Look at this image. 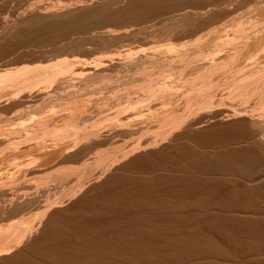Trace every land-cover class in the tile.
<instances>
[{"label": "bare ground", "instance_id": "6f19581e", "mask_svg": "<svg viewBox=\"0 0 264 264\" xmlns=\"http://www.w3.org/2000/svg\"><path fill=\"white\" fill-rule=\"evenodd\" d=\"M13 0H0V16L3 15V10H5L6 8H8V4L10 2H12ZM98 3H95L92 0H87V1H83V2H75L73 4H68L66 6H62V8H58L55 6H52V10L48 9V8H36L35 5H30L28 6L26 9H24L23 12H20L19 14H17V17H15L12 21L5 19L4 22L1 24L0 23V61H7V63H14V64H18L19 61H25V59H29L30 61H35L36 63L34 64H24L26 71L28 70H32L35 67H38V61L41 59H45L47 57V55H50L54 52H58L59 54H64L67 53L68 51L71 52H83L86 53L87 50H84V47L87 45H90V41H93V39H95V41L97 42V46L99 47V49L101 50H106L109 47V44L112 42V39L117 36L118 33V29L117 30H104L103 33H99L100 35L97 34L96 37H91L89 39H82V41L80 40H75V41H69L67 44H60L64 41H68L69 38H71L72 35L75 34H90L92 33V31H94L95 29H99L100 27H103L105 24H122V23H130L131 26L133 25H138V23H142V22H146L149 21V19L151 20V18L156 17L160 14H162V12L164 11H171L176 13L172 18H174L173 23L168 27V29H170L171 31L164 29L168 34H170L173 31H177L181 37H179L180 39H187V38H193L195 36V43L192 40V42H190L189 39H187V43L186 46L184 44H181V48L177 47L178 49H176V46L173 45H164L166 47V49L160 51H155L156 49H154L152 52H155L154 54H147L145 56H140L137 55L136 53L133 54V52H129L127 54H125L124 56H121L120 53L116 52L114 54L108 55L107 56V60L105 57V61H98V59H96L95 61H91V60H79L78 58H76L75 60H73L75 65H80L83 67V69L87 72V75L83 78H81L79 80V82L73 83L74 81L70 79L69 75H61L59 78H53L50 77V72L54 71V70H49V69H54L53 67L47 68V66H44L46 68H39L38 70H32L30 72H28L27 75H23L18 77L17 79H13V80H4V82H0V101L3 98L1 95L3 93H9L8 94V100L6 101V99L4 101H6V104L9 105L10 108H22V107H26L27 110L28 108L32 107H28L29 104L34 103L35 99H44V102L47 101V103H45L46 106L51 108V111L53 112H58L55 109H62V108H66L68 109L70 112L63 113L62 115H60L59 117L52 119L53 123L59 122V121H63L66 123H69L70 121L73 120V117L75 115V113L77 112V110H79L80 108L86 106L90 101H87V99L90 97V95H92V91L90 92L89 90H93L92 88L90 89V87H93L95 84L97 83H101V86L98 84L97 88L95 89V93L93 91V94L95 93L96 97L97 95H99V93L96 90L104 91L107 90L106 87L109 85L107 83L110 82V77L107 75L110 72H119V70L121 69H127V76L125 77V82H123V79H121V81L123 82L120 85V81L117 80V82L115 81V83H117L118 87H124L125 91L127 90L128 92L131 91H139L141 93L145 92L146 94H148V98H154L156 100L159 99H163L165 98V94L164 92L169 91L171 94L172 92H180V90H178L177 88L179 87L176 82L175 84L176 86H171L170 84L168 85V81L172 78H174L175 76L176 78L178 77L179 79L183 78L182 80L184 81V83H181V87L182 84L183 87L185 88H189L184 89L186 90V94L184 93V90H181L183 93H181L183 100L185 101L184 104L182 103V107L184 108H189L188 112L187 109L184 111V108L182 110V112H179V114L176 112L177 115L175 114H166L163 115L162 113H159L156 115V111L155 112H149L150 115H148V120H152V122H157V126L159 124L158 127H160L159 129H157L158 131H155L157 133L154 132V129L156 130V127L154 126V124H150L148 122H146L145 120H143L146 116H132L135 113L139 114V109H136V106L133 104V106H135L136 111L138 112H134V108H133V112L130 116L128 115V113L130 114L131 112H125L128 115V119L126 118L125 121H122L121 118L123 117L121 112L123 111V109H128L129 104L132 105V101L129 102V98L132 96H127V103H129L128 105H125V107H123L122 111L119 112L120 120L117 121V124H115L114 126V130L116 129L117 131H120L124 134V136H127L129 138H131L134 134H140L141 136H138L139 139H135L134 141L137 142L133 145V142L131 144L130 142V147H132V149L130 147H128L127 151L125 150L127 148V145L124 149L125 152H123V149H115L112 152L115 153V151L117 150L118 152L115 153V159L112 158V156H107L110 155V152L104 154L102 152L99 153H95L94 154V159H93V164L95 165V167L93 168V166H90V169H95L96 173H98L97 171L99 169H101V171L99 172L100 174L95 176L94 180H99L102 179L105 175L107 176L108 172H110V170H112V167L116 166L120 164L118 163L119 161L123 162L127 157L132 156L131 154H133L134 152L137 154V151H141V150H146L150 148H154L156 146L159 145V143H166V142H177L179 140H184L186 138L189 137H194L196 136V134L198 132L197 129L201 128V126L207 121H231L234 120L235 122L232 124H230L231 126L228 127V129L230 128V130H232L233 136L231 139V143L230 145L228 144V150L227 151V156L228 154L230 156H233V160H236L234 163V166H226V169H223L224 171L220 174L221 176H228V177H232V178H238L239 180H244L246 182V184H251L253 188H249V190L251 189V192L254 191L255 193H263L264 191V19H260L259 18V8L263 7L264 5V1L263 0H129L127 5L123 8L118 7L117 5L119 3H122V0H97ZM14 2V1H13ZM100 2V3H99ZM245 5V3H247ZM93 5V6H92ZM10 6V5H9ZM54 8V9H53ZM58 8V9H57ZM43 10V11H42ZM189 10H193L195 12H190ZM244 10V13H243ZM170 12V13H171ZM169 13V14H170ZM243 14V15H242ZM13 16H10V18H12ZM173 20V19H172ZM170 20V21H172ZM1 21V20H0ZM150 22V21H149ZM143 24V23H142ZM103 25V26H102ZM141 25V24H140ZM172 25L174 27H172ZM99 27V28H98ZM115 27V26H114ZM117 27V26H116ZM120 28V27H118ZM124 28V27H122ZM129 28V27H128ZM166 28V27H164ZM173 28V29H172ZM121 29V28H120ZM119 29V30H120ZM128 29H125L123 31H121L122 33H125V35L129 32H127ZM131 30V29H129ZM142 30V29H141ZM203 30V31H202ZM138 32V31H136ZM144 32V31H142ZM146 32V31H145ZM144 32V33H145ZM203 32V34H202ZM129 34V33H128ZM131 34V33H130ZM134 34V33H133ZM138 34V33H137ZM172 34L174 38H177V34L175 32L174 36V32L171 33L169 35V37L172 38ZM200 34V37L199 35ZM202 34V36H201ZM135 35V34H134ZM146 35V34H145ZM166 35V33H165ZM133 36V35H132ZM143 36V35H142ZM155 36V35H153ZM162 36V35H161ZM164 36V35H163ZM167 36V35H166ZM128 37V36H127ZM165 37V36H164ZM163 37V38H164ZM169 37H167V39H170ZM121 38V37H120ZM139 38V37H138ZM142 38V37H141ZM159 38V37H158ZM161 38V37H160ZM166 38V37H165ZM134 39V37H133ZM145 39V38H144ZM143 39V40H144ZM180 39H177L179 42ZM142 40V41H143ZM176 40V39H175ZM109 41V42H108ZM111 41V42H110ZM140 41V42H142ZM168 41V40H167ZM166 41V42H167ZM182 41V39H181ZM94 42V41H93ZM169 42V41H168ZM175 42V41H174ZM184 42V41H182ZM181 42V43H182ZM186 42V40H185ZM190 42V43H189ZM165 42H163L164 44ZM180 43V42H179ZM193 43V44H191ZM60 44V45H58ZM173 44V42L171 43ZM187 44H188V48H187ZM191 44V45H190ZM183 45V47H182ZM194 46L193 50L192 47L190 46ZM51 46H55V49H53V51L51 50H45V48L47 47H51ZM203 46V49L200 48ZM189 47L191 49H189ZM53 48V47H52ZM196 48V49H195ZM30 51H28V50ZM160 49V50H161ZM195 49V50H194ZM57 50V51H56ZM22 51V52H21ZM90 51V50H89ZM88 51V52H89ZM70 52V54H71ZM160 52V53H158ZM164 52V53H162ZM162 53V57L165 56L164 54L166 53L167 55L165 57H170L173 58V61L170 59V61L165 60L166 58H162L159 54ZM79 54V53H78ZM81 54V53H80ZM90 54V53H89ZM74 57H78L75 56L73 54H71ZM142 55V53H141ZM80 57V56H79ZM175 58V60H174ZM179 59V60H177ZM37 60V61H36ZM100 60V58H99ZM171 61L175 64L177 61L181 64L180 66H173L172 64H169V62L171 63ZM28 62V61H27ZM177 62V63H178ZM178 63V64H179ZM22 64V63H21ZM69 65V62H64L59 64V69L62 70L64 69V67H67ZM22 66V65H21ZM192 67V69H191ZM188 68V69H187ZM48 69V70H47ZM190 70L189 73H185L184 71ZM185 71V72H186ZM128 72H130V76L131 75H135L136 77H133L130 79V76L128 78ZM188 72V71H187ZM183 75H185V77H183ZM182 76V77H181ZM187 76L188 79H187ZM129 79V80H127ZM221 80L220 82H222V85L219 87V84H217V80ZM127 80V81H126ZM166 80L168 83L166 84ZM163 85L160 86L159 84ZM120 82V83H119ZM172 82V80H171ZM178 82V81H177ZM219 82V81H218ZM165 83V84H164ZM179 83V82H178ZM107 86L105 88H102V85H106ZM100 86V87H99ZM116 87V86H114ZM118 87H116L118 89ZM120 87V89H121ZM180 87V88H181ZM96 88V87H95ZM100 88V89H99ZM115 88V90H116ZM173 88L176 89V91H172L174 90ZM104 89V90H103ZM124 89H122V91H124ZM112 90H114L112 88ZM114 90V91H115ZM167 90V91H166ZM8 91V92H7ZM87 91L91 93L89 95H87L85 92ZM118 91V90H117ZM121 91V90H120ZM126 91V92H127ZM226 92L225 96L226 97H222L220 98V94H219V98L224 100L227 102L226 99L229 98L228 103H224V101L222 102V100L216 101L217 99V93L219 92ZM134 92V93H135ZM168 92V93H169ZM53 93V95H52ZM179 93V95H180ZM195 95V96H193ZM101 94H103V92H101ZM132 94V93H130ZM138 94V93H136ZM145 94V96H146ZM178 94V93H176ZM185 94V95H183ZM188 94L187 97H185ZM190 94V96H189ZM133 95V94H132ZM170 95V94H169ZM168 95V96H169ZM192 95V96H191ZM228 95V97H227ZM144 96V95H143ZM167 96V95H166ZM88 97V98H86ZM159 97V99H158ZM189 97V98H188ZM83 98H85L86 100H82ZM168 98V97H167ZM176 97H173L172 94V98H168L169 100L172 101V99H174L175 101ZM188 98V99H186ZM216 98V99H215ZM91 99H96L93 96H91ZM131 100H133V98H130ZM153 101H156L154 100ZM168 99H164L163 102L162 100H160L164 103L168 100ZM89 100V99H88ZM147 100V98H146ZM166 100V101H165ZM168 100V101H169ZM167 101V102H168ZM172 101V102H174ZM160 102V104H162ZM166 102V103H167ZM171 102V104H172ZM157 103V102H155ZM154 103V104H155ZM224 103V104H223ZM119 104V103H118ZM170 104V105H171ZM43 105V104H42ZM44 105V107H45ZM122 105V103L120 104V106ZM137 105V104H136ZM148 105V104H147ZM152 105V104H151ZM167 104H165V109L168 107L166 106ZM169 105V103H168ZM169 105V106H170ZM177 105V104H176ZM175 105V107H176ZM123 106V105H122ZM121 106V108H122ZM131 106V107H133ZM160 106V105H158ZM226 106V107H225ZM1 107V106H0ZM34 107V106H33ZM42 107V106H41ZM46 107V108H48ZM118 107V106H117ZM116 107V108H117ZM144 107V106H142ZM147 107V106H146ZM150 107V105H149ZM37 109V107H35ZM49 108V111H50ZM120 108V107H118ZM117 108V109H118ZM120 108V109H121ZM153 109L154 107H150V109ZM158 108V107H157ZM156 108V110H157ZM33 110V108H30ZM29 109V110H30ZM119 109V110H120ZM130 109V107H129ZM141 109V107H140ZM166 109V110H167ZM23 110V109H21ZM26 110V109H25ZM45 110V109H44ZM147 110V108H146ZM147 110V111H149ZM155 110V108H154ZM165 110V111H166ZM38 111V109H37ZM36 111V112H37ZM43 111V110H42ZM152 111V110H151ZM24 112V111H23ZM39 112V111H38ZM52 112V113H53ZM118 114V111H116ZM124 112V111H123ZM122 112V113H123ZM141 113L144 112L143 110L140 111ZM186 112V113H185ZM26 113V112H25ZM68 113V115H67ZM154 113V114H152ZM20 114V113H19ZM27 114V113H26ZM30 114V113H29ZM40 114V113H39ZM43 114V113H42ZM48 114V113H47ZM47 114L45 113L44 117H41L42 119L37 123H35L34 121L36 120H32V122H34L33 126H29L30 125V121L27 123L28 125L24 124L23 122L19 124L18 128H15V126L13 128H8V129H3V133H1L0 135V165L1 167L5 164L6 165L9 164L10 169H7L5 171H7V173L4 174L0 173V218H2L3 214L9 213V214H13V215H19V218L16 220H10L9 222V226L7 228H3L0 227V264H4V263H8L11 260H14L18 257V255L20 256L21 253H17L18 251H16L19 247L21 248L23 246V244L27 241H29L28 239L33 237V231H34V223H37L38 221L35 220H39L40 223L39 225H42V223H44L43 221H47L49 222L48 218H51V220L54 218L55 213H52L51 211L55 208L60 207L61 201L59 202V199H55L53 200L51 197V199H44L45 202H43L45 204V206L43 207L44 210H42L41 212V207L39 209H37L36 211L38 213H36V211L34 212L35 214L30 215L28 217V219L30 217H32V219H34V223L33 224H29L26 226L25 222H20L18 221L21 216L23 215L25 212H27L26 210L32 206V204H36L37 202L41 201V199L38 201L36 199H34L35 195L39 194L36 193L38 190H36V194H34V196L28 197L30 195V192L28 190V198L27 197L24 199L22 195H15V194H11V190L15 192H17L19 189L17 187H19V185L22 182H19L20 184H16L19 180L22 179V177L26 174V172H28L31 169H34L36 167H39L41 164L45 163V162H49L52 160H55L57 158H60V160L62 162H64V164L68 161H72L75 159H81L82 157H85L88 153H90L91 151H95L97 148H99L100 146H102V144L106 141H109L111 139L112 136H114L113 134L111 135L110 132L109 135L106 133V135H102L100 132H98L96 129L91 128L89 131H78L75 128H71V129H66L64 131H59V128H53V129H46L45 127H48L50 125H52L51 122H48V120H43V119H48ZM65 114V115H64ZM113 114V113H112ZM111 114V115H112ZM115 114L114 116H117V118H113L114 121L119 119L118 115ZM148 114V112L146 113ZM145 114V115H146ZM22 115V113H21ZM28 115V114H27ZM36 115V114H35ZM125 115V116H127ZM179 115V116H178ZM34 116V115H33ZM40 116V115H39ZM27 117V116H26ZM130 117V118H129ZM141 117V118H140ZM25 118V117H24ZM23 118V119H24ZM62 120H61V119ZM145 121L144 124L148 123L149 125L148 128L150 129V133L149 129L146 128L147 126H145V128L142 126V122L139 120ZM106 119V118H105ZM112 119V120H113ZM7 120V119H6ZM15 120V119H13ZM102 120V118H101ZM98 119V121H101ZM104 120V118H103ZM102 120V121H103ZM107 120V119H106ZM124 120V119H123ZM147 120V121H148ZM5 121V120H4ZM8 121V120H7ZM10 121V120H9ZM20 121V120H19ZM97 121V122H98ZM119 121H121L122 123H120ZM12 122V121H11ZM17 122V121H16ZM31 122V123H32ZM104 123H108V121L106 122L105 120L103 121ZM101 122V124L103 123ZM116 122V121H115ZM211 122V123H212ZM220 122V123H221ZM226 122V123H227ZM3 123V122H2ZM100 124V122H98ZM97 123V124H98ZM120 123V124H118ZM96 125L94 128L99 126ZM143 124V125H144ZM214 124V123H213ZM217 124V123H216ZM219 124V123H218ZM224 124V123H223ZM8 125V124H7ZM103 125V124H102ZM105 125V124H104ZM9 126V125H8ZM17 126V125H16ZM151 126H154L153 128ZM204 126V125H203ZM93 127V126H91ZM103 127V126H102ZM100 127V129L102 128ZM157 127V128H158ZM216 127V126H215ZM45 128V129H44ZM108 128V127H107ZM106 128V129H107ZM110 128V127H109ZM197 128V129H195ZM213 128V127H212ZM153 129V131L151 130ZM224 129V128H223ZM2 130V129H1ZM113 130V129H112ZM196 130V131H195ZM205 130V129H204ZM209 130V129H208ZM103 131H107V130H103ZM215 131V130H214ZM1 132V131H0ZM108 132V131H107ZM154 132V133H153ZM200 132V131H199ZM204 132V131H203ZM206 133L208 132L207 130L205 131ZM203 134H206V133ZM210 132V131H209ZM208 132V133H209ZM230 132V131H229ZM100 133V134H99ZM104 133V132H103ZM153 135H152V134ZM207 133V134H208ZM151 134V136H149ZM220 134V133H219ZM227 134V133H226ZM231 134V133H230ZM108 135V136H107ZM131 135V136H130ZM145 135V136H144ZM198 135V134H197ZM119 136V135H118ZM123 136V135H122ZM120 136V137H122ZM123 136V138H124ZM135 136V135H134ZM201 136V134H200ZM226 136V135H225ZM45 137H48V141L45 139ZM109 137V138H108ZM116 137V136H115ZM107 138L109 140H107ZM113 138V137H112ZM117 138V137H116ZM137 138V137H136ZM197 138V137H196ZM199 138V137H198ZM213 138V137H212ZM114 139V138H113ZM194 140V139H193ZM196 140V139H195ZM198 140V139H197ZM196 140V141H197ZM230 140V139H229ZM132 141V139H131ZM221 141V140H220ZM50 142V144L48 143ZM57 142V143H56ZM202 142V141H201ZM213 142V141H212ZM218 142V141H216ZM204 143V142H203ZM206 143V142H205ZM129 144V143H128ZM179 144V143H177ZM189 144V143H188ZM181 145V144H180ZM222 145V144H220ZM184 146V145H183ZM210 146V145H209ZM212 146V145H211ZM215 146V145H214ZM55 147V148H54ZM213 147V146H212ZM124 148V147H123ZM184 148V147H182ZM225 148V147H224ZM188 149V148H187ZM121 151V154H120ZM127 151V152H126ZM148 151V150H147ZM165 151V150H164ZM182 151V150H181ZM191 151V150H190ZM194 151V150H193ZM224 151V150H223ZM226 151L224 152L225 156H226ZM123 152V154H122ZM143 152V151H142ZM166 152V151H165ZM179 152V151H178ZM186 152V151H185ZM146 153V152H145ZM160 153V152H159ZM180 153V152H179ZM192 153V152H191ZM196 153V152H195ZM223 153V152H222ZM34 154L37 155L34 156ZM92 154V153H91ZM90 154V155H91ZM121 156H119V155ZM147 154V153H146ZM152 154V153H151ZM160 154H164V153H160ZM187 154V152H186ZM150 155V154H149ZM148 155V156H149ZM154 155V154H153ZM189 155V154H188ZM192 155V154H191ZM220 155V154H219ZM88 156V155H87ZM120 157L118 158V160L116 159V157ZM147 156V155H146ZM186 156V155H185ZM212 156V155H210ZM217 156V155H216ZM221 156V155H220ZM29 157H33V159L31 161H26V158L28 159ZM140 157V156H139ZM29 158V160L31 159ZM93 158V157H92ZM190 158V157H189ZM213 158V157H212ZM226 158V157H223ZM222 158V160H223ZM229 158V157H228ZM138 159V158H137ZM140 159V158H139ZM149 159V158H148ZM171 159V158H170ZM182 159V158H181ZM208 159V158H207ZM216 159V158H215ZM227 159V158H226ZM92 160V159H91ZM186 160V159H185ZM194 160V159H192ZM219 160V159H217ZM229 160V159H228ZM231 160V159H230ZM232 160V161H233ZM126 161V160H125ZM145 161V160H144ZM175 161V160H174ZM184 161V160H183ZM195 161V160H194ZM59 162V161H58ZM61 162V163H62ZM142 162V161H141ZM146 162V161H145ZM165 162V161H164ZM186 162V161H185ZM185 162H182L185 164ZM224 162V161H223ZM229 162V161H228ZM227 162V163H228ZM70 163V162H69ZM167 163V162H166ZM177 163V162H176ZM216 163V162H215ZM231 163V162H230ZM3 164V165H2ZM57 164V163H56ZM54 164V165H56ZM59 164V163H58ZM92 164V165H93ZM127 164V163H125ZM133 164V163H131ZM173 164V163H172ZM202 164V163H201ZM200 164V165H201ZM91 165V164H89ZM134 165V164H133ZM182 165V164H181ZM193 165V164H192ZM225 165V164H224ZM228 165V164H227ZM60 166V164H59ZM86 166L88 167V164H86ZM85 166L84 169H81V171L79 172L78 170H70L71 173H67L66 174H62L64 172H60L57 174L55 173L54 178L51 180L53 182H56V184L61 183L64 185V183L66 181L69 180V177H73L75 174H77V181L78 184H76L75 188H78L79 190H77V193H81L82 191L85 190V187L88 183H89V178L87 176L84 175L85 169L87 168ZM100 166V167H99ZM130 167V163L129 165H127V167ZM153 166V165H152ZM156 166V165H155ZM168 165H166L165 167H167ZM174 166V164H173ZM185 166V165H184ZM191 166V165H189ZM209 166V165H208ZM217 166V165H216ZM55 169L56 166H54ZM62 167V165H61ZM102 167V168H101ZM126 167V168H127ZM132 167V166H131ZM130 167V168H131ZM177 167V166H176ZM206 167V166H205ZM211 167V166H209ZM3 168V167H2ZM1 168V169H2ZM49 168V167H48ZM112 168V169H111ZM120 168V167H119ZM155 169V167H152ZM161 169V166L158 167V169ZM168 168V167H167ZM166 168V169H167ZM185 168V167H183ZM187 168V167H186ZM185 168V169H186ZM202 168V167H201ZM216 168V167H215ZM221 166L219 167V170ZM61 169V168H58ZM129 169V168H128ZM151 169V168H150ZM157 169V167H156ZM172 169V168H171ZM178 169V167H177ZM184 169V170H185ZM211 169V168H209ZM43 170V169H42ZM50 170V169H49ZM114 170V169H113ZM164 170V169H163ZM174 170V169H173ZM182 170V169H181ZM182 170V171H184ZM199 170V169H198ZM201 170V169H200ZM213 170V169H211ZM36 171V170H33ZM40 171V170H39ZM46 171V170H45ZM51 172L53 170H50ZM58 171V170H56ZM125 171V170H124ZM152 172H154L153 170H151ZM162 171V170H161ZM202 171V170H201ZM44 172V171H43ZM75 174H73V173ZM128 172V171H127ZM157 172V171H156ZM155 172V173H156ZM180 172V171H179ZM177 172V173H179ZM204 172V171H203ZM218 172V170H217ZM221 172V171H219ZM33 173V172H32ZM31 173V174H32ZM122 173V172H121ZM183 173V172H182ZM208 173V172H207ZM35 174V173H34ZM32 174V175H34ZM40 174V172L38 173V175ZM46 173H44L45 175ZM124 174V173H123ZM146 174V173H144ZM185 174H187V171H185ZM203 174V173H202ZM214 174H216L214 172ZM30 175V174H29ZM41 175V174H40ZM149 175V174H148ZM37 176V175H35ZM47 176V175H46ZM69 176V177H68ZM93 176V175H92ZM144 176V175H143ZM142 176V177H143ZM185 176V175H183ZM206 176V175H205ZM208 176H210L208 174ZM28 177V176H27ZM34 177V176H33ZM53 177V176H52ZM68 177V178H67ZM79 177V180H78ZM113 177V176H112ZM124 177H127L126 175ZM180 177V176H179ZM211 177V176H210ZM213 177V176H212ZM211 178H207L206 179H212ZM217 177V176H216ZM215 177V178H216ZM25 181L26 180V176L24 177ZM37 178H43V177H37ZM67 178V180H66ZM134 178V177H133ZM137 178V177H136ZM145 178V177H143ZM152 178V176H151ZM155 178V177H153ZM167 178V177H166ZM174 178V177H173ZM176 178H178L176 176ZM190 178V177H189ZM219 178V177H218ZM227 178V177H226ZM36 179V178H33ZM32 179V180H33ZM39 179V183L42 182ZM45 179V178H44ZM104 179V178H103ZM112 178H110L111 181ZM128 179V178H127ZM126 179V180H127ZM135 179V178H134ZM133 179V180H134ZM139 179V178H138ZM163 177L161 178L162 182ZM187 179V178H186ZM185 179V180H186ZM30 180V179H29ZM43 180V179H41ZM49 180V179H48ZM65 182L63 183L62 181ZM92 180V179H91ZM92 180V181H94ZM108 180V179H107ZM137 180V179H136ZM150 180V178H149ZM154 180V179H153ZM169 180V179H167ZM166 180V181H167ZM177 180V179H176ZM193 180V179H192ZM217 180V179H216ZM220 180V179H218ZM231 180V178H230ZM233 180V179H232ZM231 180V181H232ZM235 180V179H234ZM23 181V184L24 182ZM34 181V180H33ZM32 181V183H33ZM36 181V180H35ZM34 183L36 184L37 182ZM38 181V179H37ZM51 181V182H52ZM91 181V182H92ZM109 181V180H108ZM108 181L106 182L107 184H104L105 186L108 185ZM123 181V180H122ZM135 181V180H134ZM143 181V179H142ZM147 181V180H146ZM151 181V180H150ZM171 181V179H170ZM169 181V182H170ZM183 181V179H182ZM198 181V180H197ZM206 181V180H205ZM29 182V181H28ZM48 182V181H47ZM137 181L134 182V184ZM155 182V181H154ZM153 182V183H154ZM157 182V181H156ZM159 182V181H158ZM157 182V183H158ZM165 182V179H164ZM163 182V183H164ZM185 182H188L185 181ZM201 182V181H200ZM204 182V180H203ZM208 181H206L207 183ZM210 182V181H209ZM208 182V183H209ZM214 182V181H213ZM26 183V182H25ZM31 183V182H30ZM46 183V182H45ZM50 183V182H49ZM128 183V180H127ZM125 182V184H127ZM133 183V182H132ZM139 183V181L137 182ZM173 183V182H172ZM175 183V182H174ZM202 183V182H201ZM226 183V182H225ZM234 183V182H233ZM241 183V182H239ZM244 182H242V186H244V188H246V185H243ZM12 184H15L18 190L16 191L15 188H13ZM22 184V185H23ZM29 184V183H28ZM27 184V185H28ZM34 184V185H35ZM38 184V183H37ZM43 184V183H42ZM42 184L39 186V190L40 187L42 186ZM111 185V183H109ZM124 184V183H123ZM141 184V182H140ZM145 184H148L147 182ZM194 184V183H193ZM212 184V183H211ZM214 184V183H213ZM216 184H220L216 183ZM227 184V183H226ZM225 184V186H226ZM249 184V185H250ZM21 185L20 188H22L23 186ZM26 185V184H25ZM26 185V186H27ZM32 185V184H31ZM52 185V184H51ZM50 185V186H51ZM103 185V187H105ZM109 185V186H110ZM144 185V182H143ZM160 185V184H158ZM165 185V184H164ZM196 185V183H195ZM203 186V184H201ZM210 185V184H209ZM215 185V184H214ZM228 185V184H227ZM238 185V184H236ZM12 186V187H11ZM30 186V185H29ZM28 186V187H29ZM36 186V185H35ZM34 186V187H35ZM37 186V187H38ZM45 186V185H43ZM55 187V185H53ZM59 186V185H58ZM134 186V185H133ZM145 186V185H144ZM161 186V185H160ZM159 186V187H160ZM166 186V185H165ZM173 186V184H172ZM182 186V185H181ZM211 186V185H210ZM217 186V185H216ZM221 186V185H219ZM223 186V185H222ZM223 186V187H225ZM229 186V185H228ZM234 186V185H233ZM232 186V187H233ZM239 186V185H238ZM8 189H5V188ZM48 187V186H47ZM142 187V185H141ZM149 188H151V186H148ZM156 187V184H155ZM179 187V185H178ZM204 187V186H203ZM214 187V186H213ZM249 187V186H248ZM247 187V188H248ZM11 188V190L9 189ZM25 188V186L23 187ZM30 188V187H29ZM33 188V187H32ZM51 188V187H50ZM49 188V189H50ZM53 188V187H52ZM60 188V186L58 187ZM73 190H68L70 192H66L61 194L62 191H60V194L58 196V198H66V196L68 197L67 200H72L75 197H77L75 194L74 189ZM108 188V187H107ZM129 188V187H128ZM146 188V187H145ZM162 188V187H161ZM164 188V187H163ZM162 188V189H163ZM172 188V187H171ZM187 188L188 185H187ZM202 188V187H201ZM205 188V187H204ZM212 188V186H211ZM236 188V187H235ZM239 188H241L239 186ZM237 187V189H239ZM243 188V187H242ZM28 189V188H27ZM37 189V188H36ZM144 189V188H143ZM148 189V188H147ZM153 189V188H152ZM183 189V188H182ZM184 189L186 190V188L184 187ZM183 189V190H184ZM193 189V188H192ZM218 189V188H217ZM5 190H10L11 195L7 194L5 192ZM25 190V189H24ZM22 190V191H24ZM46 190V189H44ZM48 190V189H47ZM46 190V191H47ZM55 190V188H54ZM52 190V192L54 191ZM101 190V189H100ZM99 190V191H100ZM130 190V188H129ZM135 190V189H134ZM139 190V189H137ZM184 190V191H185ZM195 190V189H194ZM197 190V189H196ZM202 190V189H201ZM200 190V191H201ZM213 189H211L212 191ZM235 189H233L234 191ZM240 190V189H239ZM242 190V189H241ZM245 190V189H244ZM244 190L240 191L241 193H244ZM21 191V192H22ZM27 191V190H26ZM34 191V190H33ZM74 191V193H73ZM95 191V190H94ZM104 191V190H103ZM112 191V190H111ZM110 191V194H111ZM148 191V190H147ZM158 191V190H157ZM160 191V189H159ZM181 191V189H180ZM191 191V190H190ZM221 191V189H220ZM223 191V190H222ZM227 191V190H226ZM228 191H232V190H228ZM238 191V190H237ZM247 191V190H246ZM245 191V192H246ZM257 191V192H256ZM259 191V192H258ZM262 191V192H261ZM64 192V191H63ZM125 192V191H124ZM132 192V190H131ZM141 192V190L139 191ZM150 192V191H149ZM168 192V191H167ZM167 192L165 191V195L167 194ZM186 192H188L186 190ZM193 193V191H191ZM198 192V191H197ZM204 192V191H203ZM208 192V191H207ZM250 191H248L249 193ZM18 193V192H17ZM43 193V192H42ZM128 193V192H127ZM164 193V192H162ZM161 193V194H162ZM209 193L210 190H209ZM219 193V192H218ZM234 192H231V194ZM248 193H246V195H249ZM26 194V192H25ZM41 194V193H40ZM45 194V193H44ZM47 194V192H46ZM101 194V192H100ZM99 194V195H100ZM114 194V192H113ZM121 194V192H120ZM119 194V196H120ZM136 194V193H135ZM206 195H208L207 193H205ZM214 194V193H213ZM237 193H234V196L232 195L233 200H237V196H235ZM253 193H251V197ZM253 194V195H254ZM261 194H259V196L261 197ZM51 195V194H50ZM103 195V194H102ZM105 195V193H104ZM107 195V194H106ZM127 195V194H126ZM141 195V193H140ZM149 195V194H148ZM189 195V194H188ZM192 195V194H191ZM210 195V194H209ZM223 195V194H222ZM243 195V196H244ZM245 195V196H246ZM263 195V194H262ZM40 195H38L39 198ZM44 196V195H43ZM42 196V197H43ZM64 196V197H63ZM79 196V195H78ZM115 196V195H114ZM155 196V194H154ZM163 196V195H162ZM161 196V197H162ZM187 196V195H186ZM227 196V195H226ZM240 196V195H239ZM238 196V197H239ZM256 196V195H255ZM8 197L10 199H8ZM74 197V198H73ZM82 197V196H81ZM102 196H100L101 198ZM126 197V196H124ZM133 197V196H132ZM143 197V196H142ZM146 197V196H145ZM151 197V195H150ZM172 197V196H171ZM192 197V196H191ZM205 197V196H204ZM209 197V196H208ZM211 197V196H210ZM242 196H240L241 198ZM37 198V197H36ZM70 198V199H69ZM96 198V197H95ZM98 198V197H97ZM103 198V197H102ZM109 199H111L110 197H108ZM119 198V197H118ZM129 198V197H128ZM167 198H170V196H168ZM203 198V195L202 197ZM222 198V196H221ZM237 198V199H236ZM239 198V199H240ZM248 198V197H247ZM256 198V197H255ZM262 198V197H261ZM32 199V200H31ZM85 199V197H84ZM106 199V198H105ZM114 199V198H113ZM123 199V198H122ZM131 199V198H130ZM135 199V198H134ZM224 200H226L225 198H223ZM243 199V198H242ZM241 199V200H242ZM246 199V198H245ZM259 198H257L258 200ZM35 200L37 201L36 203ZM62 200V199H61ZM80 200H83L80 199ZM107 200V199H106ZM115 200V199H114ZM127 200V198H126ZM151 200V198L149 199ZM162 200V199H160ZM159 200V201H160ZM171 200V199H170ZM173 200V199H172ZM176 200V199H174ZM191 200V199H190ZM189 200V201H190ZM199 200V199H198ZM208 200V199H207ZM206 200V201H207ZM229 200V198L227 199ZM227 200L226 202H222L223 204L226 203L227 206ZM249 200V199H248ZM256 201H252V202H257ZM261 200V199H260ZM263 200V199H262ZM84 201V200H83ZM81 201V202H83ZM93 201V200H92ZM105 201V200H104ZM130 201V200H128ZM133 201V200H132ZM131 201V202H132ZM165 201V200H164ZM163 201V202H164ZM169 201V200H167ZM178 201V200H177ZM188 201V202H189ZM195 201V200H194ZM222 201V200H221ZM232 201V199L230 200ZM229 201V203H231ZM79 202V201H78ZM85 202V201H84ZM89 202V201H88ZM116 202V201H115ZM114 202V203H115ZM162 202V204H163ZM186 202V201H185ZM193 202V201H192ZM202 202V201H201ZM234 202V201H233ZM238 202V200H237ZM247 202V201H246ZM244 201V205L246 203ZM249 202V201H248ZM244 206L243 203L241 204V202H238L240 204L239 207H241L242 205L247 209L244 212L248 213L249 215H251L252 213H256L257 208H254V203H250L251 205V210L252 211H248V209H250L249 205ZM261 202V201H260ZM43 203L41 204V206L43 205ZM95 203V202H94ZM110 203V202H109ZM118 203V202H116ZM122 203V202H121ZM129 203V202H128ZM136 203V201H135ZM166 203V201H165ZM178 203V202H177ZM180 203V202H179ZM194 203V202H193ZM217 203V202H215ZM221 203V202H220ZM61 204V205H60ZM80 204V203H77ZM124 204V203H123ZM143 203H141L140 205H142ZM150 204V203H148ZM199 204V203H198ZM202 204V203H201ZM219 204V203H217ZM216 204V206H217ZM33 207H36L34 206ZM38 205V204H36ZM82 205V204H81ZM99 205V204H98ZM101 205V204H100ZM131 205V204H130ZM144 205V204H143ZM169 205V204H168ZM178 205V204H177ZM184 205V202H183ZM197 205V204H196ZM200 205V204H199ZM30 206V207H28ZM39 206V205H38ZM76 206V205H75ZM88 206V205H87ZM86 206V207H87ZM104 206V205H103ZM111 206V205H109ZM123 206V205H121ZM127 206V205H125ZM133 206V205H132ZM137 206V205H136ZM152 206V205H151ZM155 206V204H154ZM164 206V205H162ZM170 206V205H169ZM172 206V205H171ZM170 206V207H171ZM180 206V205H179ZM185 207H183L182 209L186 208V205H184ZM194 206V205H193ZM230 206V205H228ZM234 207L236 206L233 205ZM253 206V207H252ZM259 206V205H258ZM32 207V208H33ZM74 207V206H73ZM81 207V206H80ZM130 207V206H128ZM127 207V208H128ZM142 207V206H141ZM178 207V206H177ZM189 207V206H188ZM191 207V206H190ZM196 207V206H195ZM221 207L222 204H221ZM225 207V205H224ZM233 207V208H234ZM238 207V206H237ZM238 207V209H235L238 211L240 208ZM72 208V207H71ZM84 208V207H83ZM82 208V209H83ZM120 208V207H119ZM135 208V207H134ZM144 208V207H143ZM148 208V206H147ZM163 208V207H162ZM168 208V206L166 207ZM163 208V209H166ZM173 208V207H172ZM202 208V207H201ZM232 208V205H231ZM230 208V209H231ZM242 208V207H241ZM240 209V213H242V211L245 209ZM91 209V207H89V210ZM117 209V208H115ZM161 209V208H160ZM175 209V208H174ZM188 209V208H187ZM186 209V210H187ZM233 209V210H235ZM257 209V210H256ZM40 210V212L38 211ZM70 210V208H69ZM88 210V211H89ZM100 210V209H99ZM145 210V209H144ZM149 210V209H148ZM157 210V209H156ZM159 210V209H158ZM177 210V209H176ZM227 210V207H226ZM225 210V211H226ZM235 210V212H236ZM242 210V211H241ZM30 211V210H28ZM33 210H31L32 212ZM68 211V210H67ZM76 211V208H75ZM78 211V210H77ZM93 211V210H92ZM97 211V210H96ZM108 211V210H107ZM110 211V210H109ZM114 211V210H113ZM146 211V210H145ZM168 211V210H167ZM180 211V210H178ZM184 211V210H183ZM230 211V210H229ZM65 212V211H64ZM157 212V211H156ZM162 212V209H161ZM182 211H180L181 213ZM232 212V211H231ZM257 215L260 214V211H257ZM260 212V213H259ZM60 214V212H58ZM77 213V212H76ZM100 213V212H99ZM105 213V212H104ZM184 213V212H183ZM187 213V212H185ZM184 213V215H186ZM230 213V212H229ZM239 213V212H238ZM239 213V214H240ZM244 213V214H246ZM251 213V214H250ZM8 214V215H9ZM28 214V213H26ZM31 214V213H30ZM53 214V215H52ZM68 214V213H67ZM87 214V213H86ZM89 214V213H88ZM94 214V212H93ZM108 214V213H107ZM116 214V213H115ZM144 214V213H141ZM158 214V213H156ZM161 213H159L160 215ZM246 214V215H248ZM12 215V217H13ZM25 215V214H24ZM61 215V214H60ZM92 215V214H90ZM96 215V213H95ZM100 215V214H99ZM103 215V214H102ZM113 215V214H112ZM147 215V214H146ZM182 215V214H180ZM190 215V214H189ZM192 215V214H191ZM256 215V214H253ZM28 216V215H27ZM34 216V217H33ZM51 216V217H50ZM59 216V215H58ZM66 216V215H65ZM79 216V215H78ZM85 216V215H82ZM141 216V215H140ZM193 216V215H192ZM4 217V216H3ZM7 217V216H5ZM4 217V220H5ZM10 217V216H9ZM76 217V216H74ZM114 217V216H113ZM120 217V216H119ZM142 217V216H141ZM148 217V216H147ZM157 217V216H156ZM185 217V216H184ZM190 217V216H189ZM231 217V216H230ZM8 218V217H7ZM6 218V219H7ZM27 218V217H25ZM57 218V216H56ZM80 218V216H79ZM83 218V217H81ZM86 218V216H85ZM94 218V217H93ZM131 218V217H130ZM163 218V217H162ZM181 218V217H180ZM232 218V217H231ZM13 219V218H12ZM30 219V220H32ZM71 219V218H69ZM87 219H89L87 217ZM86 219V220H87ZM142 219V218H141ZM146 219V218H145ZM152 219V218H151ZM161 219V218H160ZM182 219V218H181ZM233 220L235 218H232ZM231 219V223L233 224L234 222H236L237 220H235L234 222H232ZM237 219V218H236ZM240 218H238L239 220ZM243 219V218H242ZM261 219V218H260ZM2 219H0L1 221ZM7 220V222H8ZM27 220V219H26ZM50 220V222H51ZM54 220V219H53ZM52 220V221H53ZM72 220V219H71ZM82 220V219H80ZM97 220V219H96ZM129 220V219H128ZM143 220V219H142ZM149 221V219H147ZM153 220V219H152ZM179 221V219H177ZM185 220V219H182ZM187 220V219H186ZM186 220L183 221L186 223ZM220 220V218H219ZM229 220V219H226ZM248 220V219H247ZM259 221V219H257ZM3 221V220H2ZM56 221V220H55ZM54 221V222H55ZM90 221V220H89ZM88 221V222H89ZM94 221V220H93ZM104 221V220H103ZM181 221V220H180ZM179 221V222H180ZM190 221V220H188ZM216 221V220H215ZM245 221V220H244ZM257 221V222H258ZM27 222V221H26ZM42 222V223H41ZM49 222V223H50ZM62 222V221H61ZM67 222V219L66 221ZM64 222V223H65ZM71 222V221H69ZM79 222V221H78ZM78 222L76 224H78ZM92 222V221H91ZM95 222V221H94ZM141 222H145L141 221ZM154 222V221H153ZM228 222V221H227ZM253 223V221H251ZM264 222V219H261V222H258L259 224ZM4 223V222H3ZM6 223V222H5ZM52 223V222H51ZM81 223V222H80ZM98 223V222H97ZM112 223V222H111ZM131 223V222H130ZM137 223V222H136ZM140 223V222H139ZM152 223V222H151ZM169 223V222H168ZM230 223V222H229ZM228 223V224H229ZM246 223V221H245ZM2 224V223H0ZM48 226V223H45L44 225ZM54 224V223H53ZM60 224V223H59ZM58 224V226H60ZM100 224V223H99ZM110 224V223H109ZM115 224V223H113ZM117 224V223H116ZM132 224V223H131ZM153 224V223H152ZM166 224V223H165ZM188 224V223H187ZM242 224H244L242 222ZM250 225H253L249 223ZM254 224H256V222H254ZM258 224V226H259ZM263 224V223H262ZM8 225V224H7ZM31 225V226H30ZM34 225V226H33ZM50 225V224H49ZM68 224H66L67 226ZM69 225H71L69 223ZM73 225V222H72ZM81 225V224H80ZM130 225V224H129ZM147 225V223H146ZM164 225V224H163ZM238 225V224H237ZM240 225H241V220H240ZM245 225V224H244ZM243 225V226H244ZM247 225V224H246ZM264 225V224H263ZM62 226V224H61ZM74 226V225H73ZM83 226V225H82ZM92 226V225H90ZM115 226V225H114ZM118 226V225H117ZM125 226V225H124ZM132 226V225H130ZM140 226V225H139ZM154 226H156L154 224ZM232 226V225H231ZM239 226V225H238ZM254 226V225H253ZM262 225L260 224V227ZM49 227V226H48ZM47 227V228H48ZM52 227V226H51ZM50 227V229H52ZM65 227V226H64ZM80 227V226H79ZM85 227V226H84ZM83 227V228H84ZM95 227V226H94ZM93 227V228H94ZM97 227V226H96ZM100 227V226H99ZM149 227V226H147ZM160 227V225H159ZM163 227V226H162ZM165 227V226H164ZM169 227V226H168ZM172 227V226H171ZM226 227V225H225ZM229 227V226H228ZM250 227V226H249ZM255 227V226H254ZM259 227V228H260ZM263 227V226H262ZM40 228V227H39ZM71 228V227H70ZM88 227H86L87 229ZM92 228V227H91ZM98 228V227H97ZM132 228V227H131ZM130 228V229H131ZM167 228V227H166ZM165 228V229H166ZM233 228V227H232ZM241 228V226L239 227ZM253 228V227H252ZM73 229V228H72ZM82 229V228H81ZM102 229V228H101ZM109 229V228H108ZM112 229V227H111ZM118 229V228H117ZM116 229V231H117ZM121 229V226H120ZM123 229V228H122ZM142 229V228H141ZM156 229V228H155ZM154 229V230H155ZM163 229V228H162ZM169 229V228H168ZM171 229V228H170ZM169 229V230H170ZM235 229H237L235 227ZM233 229V231L235 230ZM248 229V227H247ZM251 229V228H250ZM249 234H251V231ZM257 229V228H256ZM254 229V230H256ZM38 230V228H37ZM37 230H35L34 232H36ZM48 230V229H47ZM45 230V231H47ZM54 230V228H53ZM59 230V229H57ZM83 230V229H82ZM90 230V227L89 229ZM96 230V229H95ZM115 230V229H114ZM128 230V229H127ZM136 230V229H134ZM133 230V231H134ZM164 230V229H163ZM161 230V231H163ZM223 230V229H222ZM238 230V229H237ZM258 230V229H257ZM261 230V229H260ZM264 230V229H263ZM262 230V232H263ZM44 231V230H43ZM56 231V230H54ZM64 231V230H63ZM66 231V230H65ZM85 231V230H84ZM103 231V230H102ZM109 231V230H108ZM137 231V230H136ZM139 231V229H138ZM137 231V232H138ZM157 231V229H156ZM158 231V232H161ZM171 231V230H170ZM236 231V230H235ZM52 232V230H51ZM58 231H56L57 233ZM60 232V231H59ZM62 232V231H61ZM73 232V231H72ZM91 233V231H88ZM105 232V231H104ZM107 232V231H106ZM113 232V231H112ZM130 232V231H129ZM146 232V230H145ZM169 232V231H168ZM166 232V233H168ZM230 232V231H229ZM228 232V234H229ZM239 232V231H237ZM247 232V231H246ZM259 232V231H258ZM45 233V232H43ZM66 233L68 234V232L66 231ZM77 233V231H76ZM83 233V232H82ZM81 233V234H82ZM87 232H85L84 234H86ZM123 233V231H122ZM121 233V234H122ZM124 233H128L124 232ZM136 233V232H133ZM139 233V232H138ZM152 233V232H150ZM222 233V232H221ZM242 233V231L240 232ZM254 234V231L252 232ZM42 234V233H41ZM55 234V233H52ZM73 234V233H72ZM107 234V233H106ZM115 234V233H114ZM113 234V237H114ZM120 234V233H119ZM118 234V235H119ZM132 234V233H130ZM137 234V233H136ZM148 234V233H147ZM146 234V235H147ZM154 234H156L154 232ZM164 234V233H163ZM227 234V233H226ZM231 234V233H230ZM234 234V233H233ZM244 234V233H243ZM57 235V234H56ZM55 235V236H56ZM94 235V234H93ZM149 235V234H148ZM151 235V234H150ZM224 235V234H223ZM232 235V234H231ZM236 235V234H235ZM239 235V234H238ZM241 235V234H240ZM255 235V234H254ZM261 236L263 235V233L260 234ZM257 235V236H260ZM43 236V235H42ZM84 236V235H83ZM89 236V235H88ZM98 236V235H97ZM120 236V235H119ZM123 236V235H122ZM130 235H128L129 237ZM133 236V235H132ZM136 236V235H135ZM138 236V234H137ZM140 236V234H139ZM142 236V235H141ZM162 236V235H160ZM165 236V234H164ZM162 236V238L164 237ZM264 236V235H263ZM46 237V236H45ZM50 237V235L48 236ZM69 237V236H67ZM71 237V236H70ZM77 237V236H76ZM100 237V236H99ZM98 237V238H99ZM118 237V236H117ZM116 237V238H117ZM143 237H147L145 236L144 232H143ZM142 237V239H143ZM167 237V236H166ZM165 237V238H166ZM228 239V236H226ZM232 237V236H231ZM55 238V237H54ZM72 238V237H71ZM69 238V239H71ZM84 238V237H83ZM90 238V237H89ZM93 238V237H92ZM107 238V235H106ZM120 238V237H119ZM133 238V237H131ZM148 238V237H147ZM155 238V237H154ZM157 238V237H156ZM159 239L161 237H158ZM161 238V239H162ZM173 238V237H172ZM184 238V237H183ZM225 238V237H224ZM258 237H256L257 240ZM264 238V237H263ZM42 240L45 238H41ZM59 239V237L57 238V240ZM63 239V238H62ZM65 239V238H64ZM67 239V240H69ZM79 239V238H78ZM86 239V238H85ZM97 239V238H96ZM108 239V238H107ZM110 239V238H109ZM122 238H120L121 241ZM135 239V238H134ZM137 239V238H136ZM145 239V238H144ZM181 239V238H180ZM230 239V237H229ZM232 239V238H231ZM236 239V237H235ZM262 239V238H261ZM51 240V239H50ZM61 240V239H60ZM74 240V239H73ZM77 240V239H75ZM92 240V239H91ZM90 240V241H91ZM94 240V239H93ZM101 240V239H100ZM132 240V239H131ZM139 240V238H138ZM153 240V238H152ZM254 240V239H253ZM251 240V241H253ZM49 241V240H48ZM53 241V238H52ZM72 241V240H70ZM78 241V240H77ZM85 241V240H84ZM96 241V240H95ZM105 240H103L104 242ZM113 241V240H112ZM118 241V240H117ZM124 241V239H123ZM129 241V240H128ZM167 241V240H166ZM170 241V238L169 240ZM184 241V240H183ZM182 241V242H183ZM233 242L235 240H232ZM231 241V242H232ZM42 242V241H41ZM46 242V241H45ZM93 242V241H91ZM108 242V241H107ZM125 242V241H124ZM142 242V241H141ZM255 242V241H254ZM48 243V242H47ZM53 243V242H52ZM66 243V242H65ZM75 243V242H74ZM72 243V244H74ZM79 243V242H77ZM99 243V242H98ZM106 243V242H105ZM104 243V244H105ZM112 243V242H110ZM129 243V242H128ZM134 243V242H131ZM144 243V242H143ZM146 243V242H145ZM32 244V243H31ZM34 244V243H33ZM54 244V243H53ZM70 244V243H69ZM90 244V243H89ZM100 244V243H99ZM102 244V243H101ZM119 244V242H118ZM130 244V243H129ZM136 244V242H135ZM134 244V246H135ZM138 244H140L138 242ZM184 244V243H183ZM186 244V241H185ZM188 244V243H187ZM237 244V242H236ZM257 244V243H256ZM260 244V243H259ZM25 245V244H24ZM28 245V244H27ZM30 245V244H29ZM35 245V244H34ZM33 245V246H34ZM52 245V244H51ZM92 245V244H91ZM98 245V244H97ZM128 245V244H127ZM143 245V244H142ZM146 245V244H145ZM155 245V244H154ZM170 245V244H169ZM250 245V243H249ZM263 245V244H262ZM69 246V245H68ZM72 246V245H71ZM77 246V245H76ZM79 246V245H78ZM94 246V245H93ZM108 246V245H107ZM111 246V245H110ZM115 246V244H114ZM113 246V247H114ZM124 246V245H123ZM140 247V245H137ZM153 246V244H152ZM168 246V245H167ZM172 246V245H171ZM237 246V245H236ZM257 246V245H256ZM37 247V246H36ZM62 247V246H61ZM127 247V246H126ZM133 247V245H132ZM255 247V243L254 246ZM31 248V247H30ZM66 248V247H65ZM72 248V247H70ZM79 248V247H78ZM85 248V247H84ZM95 248V246H94ZM107 248V247H106ZM117 248V247H116ZM124 248V247H123ZM149 248V247H148ZM154 248V247H153ZM251 248V247H250ZM249 248V249H250ZM29 249V248H28ZM41 249V247H40ZM43 249V248H42ZM41 249V251H42ZM45 249V248H44ZM68 249V247H67ZM98 249V248H97ZM101 249V248H100ZM103 249V248H102ZM111 249V247H110ZM122 249V247H121ZM140 249V248H139ZM139 249L137 250V252L139 251ZM147 249V247H146ZM248 249V250H249ZM252 249V248H251ZM250 249V250H251ZM256 249V248H255ZM263 249V248H262ZM23 250V249H22ZM84 250V249H82ZM107 250V249H106ZM113 250V249H112ZM117 250V249H116ZM124 250H126V248H124ZM129 250V249H128ZM131 250V249H130ZM45 251H47L45 249ZM70 251V249H69ZM68 251V252H69ZM88 251V250H87ZM95 251V250H94ZM98 251V250H97ZM119 251V250H118ZM117 251V253H118ZM133 251V250H132ZM141 251V250H140ZM148 252V250H146ZM253 251V250H252ZM257 251V249L255 250ZM16 252V253H15ZM27 252V251H26ZM25 252V253H26ZM40 252V251H38ZM50 252V251H49ZM48 252V253H49ZM72 252V251H71ZM76 252V251H75ZM74 252V253H75ZM103 252V250H102ZM107 252V251H105ZM109 252V251H108ZM116 251H114L115 253ZM123 252V251H122ZM126 252H128L126 250ZM125 252V253H126ZM136 252V251H135ZM143 252V251H142ZM28 253V252H27ZM32 253V252H31ZM30 253V254H31ZM36 253V252H35ZM34 253V254H35ZM65 253V252H64ZM67 253V252H66ZM97 253V252H96ZM104 253V252H103ZM134 255V251L132 252ZM144 253V252H143ZM23 254V253H22ZM33 254V255H34ZM37 254V253H36ZM46 254V253H45ZM51 254V253H50ZM56 254V253H55ZM61 254V252H60ZM59 254V255H60ZM70 254V253H69ZM92 254V253H91ZM99 254V252H98ZM124 254V252H123ZM131 254V253H130ZM29 255V254H28ZM39 255V254H37ZM57 255V254H56ZM73 255V254H72ZM90 255V253H89ZM100 255H104L106 257L105 254H100ZM113 255V253H112ZM139 255V252H138ZM9 256V258H8ZM49 256V255H48ZM64 256V255H62ZM85 256V255H84ZM87 256V255H86ZM98 256V255H97ZM137 256V255H136ZM24 257V254H23ZM20 257V258H23ZM26 257V255H25ZM38 257V256H36ZM47 257V256H46ZM45 257V258H46ZM53 257V256H52ZM51 257V258H52ZM69 258V256H67ZM71 257V256H70ZM82 257V256H81ZM108 257V256H107ZM112 257V256H111ZM120 257V255H119ZM50 258V257H49ZM58 258V257H56ZM61 258V257H60ZM90 258V257H89ZM97 258V257H96ZM99 258V257H98ZM117 258V257H116ZM121 258V257H120ZM18 259V258H17ZM28 259V258H27ZM37 259V258H36ZM42 259V258H39ZM44 259V258H43ZM42 259V260H43ZM72 259V258H71ZM101 259V256H100ZM105 259V258H104ZM113 259V258H112ZM21 260V259H19ZM17 260V261H19ZM30 260V259H29ZM32 260V259H31ZM30 260V261H31ZM47 260V259H46ZM61 260V259H60ZM74 258L70 261H73ZM87 260V259H85ZM109 260V259H108ZM26 261V258H25ZM34 261V260H33ZM56 261V260H55ZM69 261V260H68ZM81 261V260H80ZM83 261V260H82ZM88 261V260H87ZM93 261V260H92ZM95 261V260H94ZM104 260H101V262ZM22 263V260L19 261ZM35 262V261H34ZM37 262V261H36ZM57 262V261H56ZM65 262V261H64ZM74 262V261H73ZM78 262V261H77ZM97 262V261H96ZM14 263V262H13ZM12 263V264H13ZM18 263V262H17ZM25 263V262H23ZM42 263V262H41ZM45 263V262H44ZM47 263V262H46ZM53 263V262H52ZM55 263V262H54ZM83 263V262H82ZM108 263V262H107ZM106 263V264H107ZM114 263V262H113ZM112 263V264H113ZM16 264V263H15ZM20 264V263H19ZM28 264V263H27ZM30 264V263H29ZM34 264V263H33ZM80 264V263H79ZM100 264V263H99ZM115 264V263H114ZM118 264V263H117Z\"/></svg>", "mask_w": 264, "mask_h": 264}, {"label": "rangeland", "instance_id": "374dc122", "mask_svg": "<svg viewBox=\"0 0 264 264\" xmlns=\"http://www.w3.org/2000/svg\"><path fill=\"white\" fill-rule=\"evenodd\" d=\"M14 1V2H13ZM12 2H10L9 4H8V8H6L5 10H3V15H1L0 16V23L2 24L3 22H4V20L5 19H8V20H13L15 17H17V14H19L20 12H23L24 11V9H26L28 6H30V5H35V7L36 8H41V9H44V8H48V9H50V10H52V6H55V8L56 7H60V8H62V6H66V5H68V4H73V3H75V2H83V1H87V0H13ZM93 2H94V4L93 5H95V3H98V1L97 0H92ZM104 1V0H103ZM123 2L122 3H119L117 6L118 7H121V8H123V7H125L126 5H127V3H128V1L129 0H122ZM264 1V0H263ZM100 3V2H99ZM1 4V3H0ZM246 4H248V2L247 3H245V5ZM10 5V6H9ZM92 5V6H93ZM1 6V5H0ZM57 8V9H58ZM54 9V8H53ZM43 11V10H42ZM190 12H195V11H193V10H189ZM171 11H164V12H162V14H160V15H158V16H156V17H153V18H151V20L149 19V21H146V22H142V23H138V25H132L131 26V24L130 23H122L121 25L120 24H118V25H115V24H110L109 25V23L108 24H105L103 27H98L99 29H95L94 31H92V33H90V34H87V35H85V34H75V35H72L71 36V38H69V40L68 41H64V42H62V43H60V44H67L70 40L71 41H75V40H81L82 41V39L84 40V39H89V38H91V37H96L97 36V34L98 35H100L99 33H103L104 32V30L106 31V30H117L118 29V33H120V34H117V36H115L113 39H112V42L109 44V47H108V49H106V50H101V49H99V47L96 45L97 44V42L95 41V39H93V41H90L91 43H90V45H87V46H85L84 47V50H87V52L86 53H83V52H77V54H76V52H71V51H68L67 53H64V54H59L58 52L56 53V52H54L53 51V49H55V46H51V47H47V48H45V50H51V51H53V53L52 54H50V55H47V57L45 58V59H41V60H39L38 61V67H35L34 69H32V70H38L39 68H46V67H44V66H47V68H50V67H53L54 66V69H49V70H54V71H52V72H50V77H53V78H59L61 75H63V74H65V75H69L70 76V79L71 80H73L74 82L73 83H76V82H79V80L81 79V78H83V77H85L86 75H87V72L83 69V67L82 66H80V65H75L74 63H72V62H74L73 60H75L76 58H78L79 60H84V59H86V60H91V61H95L96 59H98V61H103L104 59H105V57H106V59L105 60H107V56L108 55H111V54H114V53H116V52H118V53H120L121 54V56H124L125 54H127V53H129V52H133V54H137V55H140V56H145V55H147V54H154L155 52H152L154 49H156L155 51H162V50H164V49H166V47L164 46V45H167V44H169V45H173V46H176V49H178L177 47H179V46H181V44H184L185 46H186V44L185 43H187V39H189L190 40V42H192V40L193 39H195V37H198V36H195V37H191V38H187V39H183V38H181L182 39V41H184V42H182L181 41V39L179 38V37H181V34L180 35H178L179 33L177 32V31H173L174 32V36H176L175 35V32H176V34H177V38H174L173 37V34H172V38L171 37H169V35L171 34V33H173V32H171L170 34H168L164 29H167V30H169V31H171L170 29H168V27L173 23V21H174V18H172L176 13H174V12H171ZM170 13V14H169ZM243 13H244V10H243ZM246 13V12H245ZM244 13V14H245ZM243 15V14H242ZM259 18L260 19H264V5H263V7H261V8H259ZM10 16H13L12 18H10ZM173 19V20H172ZM170 20H172V21H170ZM3 21V22H2ZM171 23V24H170ZM141 24V25H140ZM174 24V23H173ZM115 26V27H114ZM117 26V27H116ZM118 27H120V28H118ZM122 27H124L125 29H128L127 30V32L129 33H127L126 35H125V33H122L121 34V31H123L124 30V28H122ZM129 27V28H128ZM164 27H166V28H164ZM172 27H174L173 25H172ZM117 28V29H116ZM121 31H120V30ZM129 29H131V30H129ZM142 29V30H141ZM173 29V28H172ZM103 31V32H102ZM136 31H138V32H136ZM142 31H146L145 33L144 32H142ZM203 31V30H202ZM131 33V34H130ZM135 35H134V34ZM138 33V34H137ZM165 33H166V35H165ZM146 34V35H145ZM202 34H203V32H202ZM202 34H201V36H202ZM133 35V36H132ZM143 35V36H142ZM153 35H155V36H153ZM162 35V36H161ZM166 37H164V36ZM197 35H199V37H200V34H197ZM128 36V37H127ZM171 36V35H170ZM121 37V38H120ZM133 37H134V39H133ZM139 37V38H138ZM142 37V38H141ZM159 37V38H158ZM161 37V38H160ZM164 37V38H163ZM167 37H169L170 39H167ZM145 38V39H144ZM144 39V40H143ZM176 39V40H175ZM177 39H180L179 40V42H177L178 40ZM143 40V41H142ZM169 42H168V41ZM185 40H186V42H185ZM196 40V39H195ZM195 40H193L194 41V43H195ZM140 41H142V42H140ZM167 41V42H166ZM175 41V42H174ZM109 42V41H108ZM163 42H165L164 44H163ZM173 42V44H171ZM182 42V43H181ZM189 42V43H190ZM96 43V44H95ZM60 44H58V45H60ZM180 44V45H179ZM191 44H193V43H191ZM190 44V45H191ZM179 45V46H178ZM189 45V46H190ZM53 47V48H52ZM161 47L162 48H164V49H161ZM182 47H183V45H182ZM190 47H192V46H190ZM189 47V49H191ZM179 48H181V47H179ZM187 48H188V44H187ZM193 48H194V46L192 47V50H193ZM200 48H202L203 49V46L202 47H200ZM161 49V50H160ZM196 49V48H195ZM194 49V50H195ZM28 50V49H27ZM90 50V51H89ZM152 50V51H151ZM28 51H30V50H28ZM57 51V50H56ZM89 51V52H88ZM22 52V51H21ZM70 52H71V54H73V55H75V56H78V57H74V56H72L71 54H70ZM131 52V53H132ZM160 52H158V53H160ZM79 53V54H78ZM81 53V54H80ZM90 53V54H89ZM141 53H142V55H141ZM162 53H164V52H162ZM162 53L161 54H159L160 56L162 55ZM165 56L167 55L166 53L164 54ZM80 56V57H79ZM165 56H163L164 58H166L165 60H167V61H170V59L173 61V58H168V57H165ZM168 56V55H167ZM162 57V56H161ZM162 57V58H163ZM99 58H100V60H99ZM104 60V61H105ZM174 60H175V58H174ZM177 60H179V59H177ZM28 61V62H27ZM37 61V60H36ZM171 61V63L169 62V64H172L173 66H180L181 64L179 63H173ZM176 61V60H175ZM6 62L7 61H0V82L2 81V82H4V80L6 81V80H13L14 78L15 79H17L18 77H20V76H23V75H27L28 74V72H30V71H32V70H28V71H26V68H25V66H24V64H30L31 62V64H34V63H36L35 61H30L29 59H25V61H19L18 62V64H14V63H7L6 64ZM34 62V63H33ZM66 63V62H69V65L67 66V67H64V69H62V70H60L58 67H59V64H61V63ZM22 63V64H21ZM22 65V66H21ZM48 66H50V67H48ZM188 69V68H187ZM191 69H192V67H191ZM190 69V70H191ZM48 70V69H47ZM190 70H187L186 71V69H185V71H184V74L186 73H189V71ZM130 72H128V78H129V76H130ZM109 77H110V82L109 83H107V84H109L108 86H107V84L104 86V85H102L103 87L102 88H105L106 86V89L107 90H104V91H102V89H101V91H99V90H96L98 93H99V95L100 96H98L97 95V97L95 96L97 93L95 92V89H98L97 87V85L99 84V83H97V84H95L93 87H90V89L92 88L93 90H89L91 93H92V95H90V97L88 98V97H86V98H88L87 99V101H90L86 106H84V107H82V108H80L79 110H77V112L75 113V115H74V117H73V120L72 121H70L69 123H66V122H63V121H59V122H54L53 123V121H52V119H55V118H57V117H59L60 115H62L63 113H65V112H70L68 109H66V108H62V109H55L56 111H58V112H53V111H51V108L50 107H48V106H46L45 105V103H47V101H45V103H43L44 102V99L46 98H44V99H35L34 100V103H31V104H29V106L28 107H30V106H32V107H30V108H33V110L32 109H30V108H28V110H27V108L26 107H22V108H16V109H14V108H10L9 107V105H7L6 104V101L8 100V94H10V92L9 93H3L1 96L3 97L2 99H1V101H0V135H1V133H3V129H8V128H13L14 126H15V128H18V126H19V124L20 123H24V124H26V125H28L27 123L30 121V125L29 126H33V125H31V124H33L34 122L35 123H37L38 122V120L40 119H42L41 117H43V118H45L44 117V115H45V113L47 114V117H48V119L46 118V119H43V120H48V122H51L52 123V125H50V126H48V127H45L46 129H53V128H59V131H64V130H66V129H71V128H75L76 130H78V131H89L91 128H93V129H96L98 132H100L102 135H106V133L109 135V133L110 132H112V133H110L111 135L113 134L114 136H112L111 138H109V139H111V140H109L108 138H107V140H109V141H106V142H104L103 144H102V146H100L99 148H97L95 151H91L90 153H88L85 157H82L81 159L79 158V159H75V160H72V161H68V162H66L65 164H64V162H62L61 160H60V158H57V159H55V160H52V161H49V162H45V163H43V164H41L39 167H36V168H34V169H31V170H29L28 172H26V174L22 177V179L21 180H19L16 184H20L19 182H22L20 185H19V187H14V186H16L15 184H12V186H13V188H15V190L18 192H15L14 191V193H13V191L12 190H14V189H12L11 190V188H9L10 190H11V194H15V195H22L23 196V194L24 195H26V196H23V198L25 197H27L28 196V193H30L31 191V193H30V195L28 196V197H31L32 198V196H34V194H36V193H39L38 195H40L39 196V198H38V195L36 194L34 197V199H36L37 201H38V199L40 200L41 199V201H39V202H37L36 200H35V202L34 203H36V204H38V205H34V204H32V206L30 207V206H28V207H30V209L28 208L26 211L27 212H25L23 215H20L21 216V218L18 220V221H20V222H25V224H26V226L27 225H29V224H33L34 223V219H32V217H30L29 219H28V217L30 216V215H33V214H35L34 212L37 210V209H39L40 207V209H41V212H42V210H44L43 209V207L45 206V204L43 203V202H45L46 201V199H50V200H55V199H59L58 201L60 202L61 201V206L60 207H58V208H55V209H53L51 212L52 213H55V215L57 216V218H56V216H54V220L52 221L51 220V218H48L49 219V222H50V220H51V222L49 223V222H47V221H43L44 223H42V225H39V223H40V221L39 220H35V221H38L37 223H34V231L35 230H37V228H38V230L36 231V232H34L33 231V237L32 238H30V239H28L29 241L27 242H25L24 244H23V246L20 248H18L16 251H18L17 253H21V255L19 256L18 255V259L16 258V259H14V260H11L10 262H8V263H4V264H12L13 262V264H106L107 262V264H112L113 262L115 263V264H264V222H262V223H260L262 226L260 227V224L258 223V222H261V219H264V191H263V195L261 194V193H255L254 194V191H252L251 192V189L249 190V188H253V187H251L252 185L250 184H246V182L244 181V180H239L238 178H232V177H228V176H221L220 174L224 171L223 169H226V166H234L235 165V161L236 160H233L234 158H233V156H230L229 154H228V156H227V151H229L228 150V144L230 145V143H231V139H232V137L233 136H231V135H233V133H232V130H230V128L228 129V127L229 126H231L230 124H232V122L234 123L235 121L234 120H231V121H223V122H221V121H214V122H212V121H206L202 126H201V128H195V129H197V131L196 132H198L197 134H196V136H195V138L194 137H189L188 136V138H186V139H182V140H179V141H177V142H174V143H171V142H164V143H159V145L158 146H156V147H154V148H150V150L149 149H146V150H141V151H137V154L134 152L133 154H131L132 156H130V157H127L123 162L121 161H119L118 163H120V164H118L117 165V163H116V166L115 167H112L111 169L112 170H110V172H108V174H107V176L105 175L102 179H99V180H94L95 179V176H97V175H99L100 173V171H101V169H99L97 172L98 173H96V171H95V169H90V166H93V168L95 167V165L93 164V159H94V154L95 153H99V152H102V153H104V154H106V153H108V152H110V155H107V156H112V158H114L115 159V153H117L118 151V149H123L122 151L123 152H125L124 151V149H125V147H126V145H127V148L125 149V150H127L128 149V147H130L131 145H130V142H131V144H132V142L135 140V139H139L138 138V136H141L140 134H134L131 138H129V137H127V136H124V134L122 133V132H120V131H117L116 129L114 130V126H115V124H117V121L118 120H120V115H119V112L120 111H122V109H123V107H125V105H128L129 103H127L128 101H127V96H132V97H130V98H133V100H131L130 98L128 99L129 100V102L130 101H132L131 103H132V105L131 104H129L128 106H126V107H128V109L126 108V109H123V113L121 112V114H122V118H121V120L122 121H125L126 120V118L128 119V115L130 116L132 113H134V112H138L139 111V114L138 113H135V114H133V115H131V117L132 116H138V115H140V116H146L143 120H145L146 122H148V123H150V124H154V122H152L151 123V119L150 120H148V115H150L149 114V112H155L156 113V115L157 114H159V113H162L163 115H166V114H168L169 112V114H175V115H177L176 114V112L178 113H180V112H182V110H183V108L184 107H182L183 105H182V103L184 104V100H183V98H182V95H181V93H183L181 90H184V89H189V88H186V86H185V88L183 87V85L184 84H182V87L180 86L181 85V83H184V81L182 80L183 78H181V79H179L178 77L176 78L175 76H177V75H175L174 76V78H172V79H170L168 82L166 81V80H164V81H166V84L168 83V85L170 84L171 86H176L177 87V85L179 86L177 89L178 90H180V92H172V94H173V97H176L175 98V101H174V99H172V101H174V102H172L171 100H169L168 98H172V94L169 92V91H167V92H164V94H165V98L166 99H168L165 103H164V106H165V104H167L166 106L168 107V109L166 110L165 109V107L163 106V100L165 99L164 98V95H161V96H163V99L161 98V99H159V97H158V99L159 100H156V99H154V98H151V100H150V98H148V94H146L145 92H143V93H141V92H135V91H131V92H128L127 90V92L125 91V89H124V87L122 88L121 86V89H120V87H118L117 86V80L118 81H120L119 83H120V85L123 83V82H125L124 80H125V77L127 76V69H121V70H119V72H110V73H108L107 74ZM133 77H136L135 75L133 76V75H131L130 76V79L131 78H133ZM182 77V76H181ZM183 77H185V75H183ZM188 77L189 76H187V79H188ZM190 78V77H189ZM121 79H123V82L121 81ZM127 80H129V79H127ZM126 80V81H127ZM171 80H172V82H171ZM115 81L117 82V83H115ZM179 83H178V82ZM182 81V82H181ZM219 81V82H218ZM221 80L219 79V80H217L216 82H217V84H219V87L222 85V82H220ZM7 82V81H6ZM162 82V81H161ZM175 82H176V84H175ZM181 82V83H180ZM165 84V83H164ZM100 86H101V83L99 84ZM160 86H162L163 85V82H162V84H159ZM99 86V87H100ZM114 86H116V87H118V89L116 88V87H114ZM223 86V85H222ZM96 87V88H95ZM181 87V88H180ZM112 88L115 90V88H116V90L114 91V90H112ZM182 88H184V89H182ZM100 89V88H99ZM122 89H124V91H122ZM174 90H172V91H176V89L175 88H173ZM118 90V91H117ZM121 90V91H120ZM93 91L96 93H94L93 94ZM8 92V91H7ZM101 92H103V94H101ZM135 92V93H134ZM169 92V93H168ZM186 92V90H184V93ZM86 94H87V91L85 92ZM91 93H89L88 92V94L87 95H89V94H91ZM130 93H132V94H130ZM136 93H138V94H136ZM176 93H178V94H176ZM179 93H180V95H179ZM226 92L224 91V92H218L216 95V97H217V99H216V101H219V100H222V99H220L221 98V96L224 98V97H226L225 94ZM145 94H146V96H145ZM170 94V95H169ZM186 94V93H185ZM185 94H183V95H185ZM192 94V93H191ZM193 94H195V93H193ZM192 94V95H193ZM219 94H220V98H219ZM52 95H53V93H52ZM94 95V97L96 98V99H91V96H93ZM144 95V96H143ZM167 95V96H166ZM169 95V96H168ZM191 95V96H192ZM188 96V94L185 96V97H187ZM189 96H190V94H189ZM193 96H195V95H193ZM168 97V98H167ZM227 97H228V95H227ZM146 98H147V100H146ZM189 98V97H188ZM188 98H186V99H188ZM6 99V101H4ZM153 99L154 100H156V101H153ZM82 100H86L85 98H83ZM160 100H162V102L160 101ZM227 100V102L225 101V99L224 100H222V102L224 101V103L226 104V103H228L229 101H231V100H229V98L228 99H226ZM136 103V104H134V103ZM155 102H157V103H155ZM160 102L162 103V104H160ZM171 102H172V104H171ZM119 103V104H118ZM122 103V108H121V106H120V104ZM155 103V104H154ZM168 103H169V105H168ZM223 103V104H224ZM43 104V105H42ZM125 104V105H124ZM133 104L136 106V109L138 110V111H136V109H135V106H133ZM148 104V105H147ZM152 104V105H151ZM177 104V105H176ZM44 105H45V107H44ZM149 105H150V107H154L155 108V110H154V108L152 109H150L149 110ZM158 105H160V106H158ZM175 105H176V107H175ZM34 106V107H33ZM42 106V107H41ZM120 107V108H118V107ZM131 106H133V107H131ZM142 106H144V107H142ZM147 106V107H146ZM35 107H37V109H38V111H37V109L35 108ZM46 107H48V108H46ZM118 109H117V108ZM129 107H130V109H129ZM140 107H141V109H140ZM158 107V108H157ZM226 107V106H225ZM49 108H50V111H49ZM133 108H134V112H133ZM146 108H147V110H149V111H147L146 110ZM156 108H157V110H156ZM21 109H23V110H21ZM26 109V110H25ZM30 109V110H29ZM45 109V110H44ZM67 111H66V110ZM120 109V110H119ZM187 109V111L186 112H188V110H189V108H184V111ZM43 110V111H42ZM144 111V112H140V111ZM152 110V111H151ZM166 110V111H165ZM24 111V112H23ZM37 111V112H36ZM116 111H118V114H117V112ZM131 112L130 114L128 113V115L126 114L127 112ZM28 114H26V113ZM53 112V113H52ZM126 112V113H125ZM148 112V114H146ZM185 112V113H186ZM20 113V114H19ZM21 113H22V115H21ZM30 113V114H29ZM40 113V114H39ZM44 115H43V114ZM113 113V114H112ZM178 113V114H179ZM36 114V115H35ZM112 114V115H111ZM115 114H117L119 117V119H117V120H115L114 121V119L113 118H117V116H114ZM146 114V115H145ZM152 114H154V113H152ZM181 114V113H180ZM179 114V115H180ZM183 114H184V112H183ZM183 114H181V115H183ZM34 115V116H33ZM40 115V116H39ZM65 115V114H64ZM67 115H68V113H67ZM125 115H127V116H125ZM178 115V116H179ZM27 116V117H26ZM25 117V118H24ZM24 118V119H23ZM101 118H102V120H103V118H104V120L107 122L108 121V123H104L102 120H101ZM107 120H106V119ZM130 118V117H129ZM141 118V117H140ZM8 121H7V120ZM13 119H15V120H13ZM61 119V118H60ZM98 119L99 120H101V121H98ZM113 119V120H112ZM124 119V120H123ZM5 120V121H4ZM10 120V121H9ZM20 120V121H19ZM32 120H36V121H34V122H32ZM39 120V121H40ZM62 120V119H61ZM138 120H139V118H138ZM148 120V121H147ZM12 121V122H11ZM17 121V122H16ZM28 121V122H27ZM100 122V124L98 123V122ZM142 122V120H139V122ZM145 121H143L144 123H145ZM3 122V123H2ZM32 122V123H31ZM101 122H103L102 124H101ZM120 123H122L121 121H119ZM142 122V123H143ZM212 122V123H211ZM221 122V123H220ZM227 122V123H226ZM99 124V126L98 127H96V128H94L96 125H98ZM120 123H118V124H120ZM143 123V124H144ZM148 123H146V124H142V126L145 128V126H147V125H149ZM214 123V124H213ZM217 123V124H216ZM219 123V124H218ZM224 123V124H223ZM9 126H8V125ZM105 124V125H104ZM17 125V126H16ZM21 125V124H20ZM227 125H228V127H227ZM91 126H93V127H91ZM103 126V127H102ZM156 127V130H155V128H153V127ZM154 126H151L153 129H154V132L155 131H158L157 129H159L160 127H158L159 126V124H158V126H157V122H155V124H154ZM216 126V127H215ZM100 127H102L101 129H100ZM108 127V128H107ZM110 127V128H109ZM158 127V128H157ZM213 127V128H212ZM44 128V129H45ZM107 128V129H106ZM146 128H148V126L146 127ZM224 128V129H223ZM2 129V130H1ZM113 129V130H112ZM149 129V128H148ZM153 129H151L152 131H153ZM205 129V130H204ZM209 129V130H208ZM103 130H107V131H103ZM210 131L208 134L205 132V131ZM215 130V131H214ZM200 131V132H199ZM206 133V134H203L204 132ZM230 131V132H229ZM104 132V133H103ZM151 131H150V129H149V132L148 133H150ZM153 132V133H154ZM99 133V134H100ZM155 133H157V132H155ZM220 133V134H219ZM227 133V134H226ZM231 133V134H230ZM152 134V133H151ZM151 134L149 135V136H151ZM200 134H201V136H200ZM107 135V136H108ZM119 135V136H118ZM124 136V138H123V136ZM138 135V136H137ZM153 135V134H152ZM226 135V136H225ZM110 136V135H109ZM117 138H116V137ZM120 136H122V137H120ZM131 136V135H130ZM145 136V135H144ZM137 137V138H136ZM197 137V138H196ZM199 137V138H198ZM213 137V138H212ZM47 138V139H46ZM45 139L48 141V137H45ZM131 139H132V141H131ZM194 139V140H193ZM197 141H196V140ZM230 139V140H229ZM221 140V141H220ZM202 141V142H201ZM213 141V142H212ZM216 141H218V142H216ZM135 142V141H134ZM134 142H133V145H135L134 144ZM204 142V143H203ZM206 142V143H205ZM48 143V142H47ZM57 143V142H56ZM129 143V144H128ZM135 143H137V142H135ZM177 143H179V144H177ZM189 143V144H188ZM48 144H50V142L48 143ZM181 144V145H180ZM220 144H222V145H220ZM51 145V144H50ZM184 145V146H183ZM210 145V146H209ZM213 147H212V146ZM215 145V146H214ZM124 147V148H123ZM133 147V146H132ZM132 147H130L131 149H132ZM182 147H184V148H182ZM225 147V148H224ZM55 148V147H54ZM130 148H129V150H127V151H130ZM188 148V149H187ZM115 149H117L116 151H115V153H113L112 151L113 150H115ZM120 149V150H121ZM148 150V151H147ZM166 152H165V151ZM182 150V151H181ZM191 150V151H190ZM194 150V151H193ZM224 150V151H223ZM227 150V151H226ZM126 151V152H127ZM143 151V152H142ZM180 153H179V152ZM187 152V154H186V152ZM226 151V156L224 155L225 152ZM123 152H122V154H123ZM147 154H146V153ZM164 153V154H160V153ZM192 152V153H191ZM196 152V153H195ZM223 152V153H222ZM92 153V154H91ZM152 153V154H151ZM91 154V155H90ZM109 154V153H108ZM120 154H121V151H120ZM150 154V155H149ZM154 154V155H153ZM189 154V155H188ZM192 154V155H191ZM221 156H220V155ZM117 155H119V154H117ZM147 155V156H146ZM149 155V156H148ZM186 155V156H185ZM210 155H212V156H210ZM217 155V156H216ZM34 156H36L37 157V155L36 154H34ZM119 156H121V155H119ZM140 156V157H139ZM93 157V158H92ZM190 157V158H189ZM213 157V158H212ZM223 157H226V158H223ZM229 157V158H228ZM29 158H31V157H29ZM29 158L27 159L26 158V161H31L32 159H33V157L29 160ZM118 158H120V157H116V159L118 160ZM138 158V159H137ZM140 158V159H139ZM149 158V159H148ZM171 158V159H170ZM182 158V159H181ZM208 158V159H207ZM216 158V159H215ZM222 158H223V160H222ZM92 159V160H91ZM186 159V160H185ZM192 159H194V160H192ZM217 159H219V160H217ZM229 159V160H228ZM231 159V160H230ZM146 162H145V161ZM175 160V161H174ZM184 160V161H183ZM233 160V161H232ZM59 161V162H58ZM142 161V162H141ZM165 161V162H164ZM186 161V162H185ZM224 161V162H223ZM229 161V162H228ZM62 162V163H61ZM70 162V163H69ZM167 162V163H166ZM177 162V163H176ZM182 162H185V164L184 163H182ZM216 162V163H215ZM228 162V163H227ZM231 162V163H230ZM57 163V164H56ZM60 164V166H59V164ZM125 163H127V164H125ZM129 163H130V165L132 166H128L127 167V165H129ZM131 163H133V164H131ZM174 164V166H173V164ZM202 163V164H201ZM54 164H56V165H54ZM86 164H88V167L86 166ZM89 164H91V165H89ZM93 164V165H92ZM182 164V165H181ZM193 164V165H192ZM201 164V165H200ZM225 164V165H224ZM228 164V165H227ZM3 165V164H2ZM6 165H8V166H5V164L1 167V165H0V173H3L4 172V174L5 173H7V171H5V170H7V169H10V168H8L9 167V164H7L6 163ZM61 165H62V167H61ZM153 165V166H152ZM156 165V166H155ZM166 165H168L167 167H165ZM185 165V166H184ZM189 165H191V166H189ZM211 166V167H209V166ZM217 165V166H216ZM54 166H56V168L58 167V168H61V169H55V167ZM85 166L87 167L86 169H85V172H84V175L85 176H87L89 179V183L85 186V187H87V188H85V190H83L82 191V194L79 192V193H77V190H79L78 188H75L76 187V184H78V182L79 181H77V174H75V173H73V174H75L73 177H69V180L68 181H66L65 182V180L64 181H62L63 183H64V185L63 184H61V183H57L56 184V182H53L52 180H51V178L53 179L54 178V175H55V173L57 174V172L58 173H60V172H64V173H62V174H66V171H67V173H71L70 172V170H75V172H76V170H80L81 171V169H84L85 168ZM161 166V169L159 168L158 169V167H160ZM178 167V169H177V167ZM206 166V167H205ZM221 166V170H219V167ZM49 167V168H48ZM100 167V166H99ZM120 167V168H119ZM127 167V168H126ZM152 167H155V169L154 168H152ZM156 167H157V169H156ZM183 167H187L186 169L185 168H183ZM202 167V168H201ZM216 167V168H215ZM2 168V169H1ZM102 168V167H101ZM129 168V169H128ZM151 168V169H150ZM167 168V169H166ZM172 168V169H171ZM209 168H211V169H213V170H211V169H209ZM43 169V170H42ZM53 170L52 172L50 171V170ZM164 169V170H163ZM174 169V170H173ZM184 170V171H182V170ZM199 169V170H198ZM202 171H201V170ZM33 170H36V171H33ZM40 170V171H39ZM46 170V171H45ZM56 170H58V171H56ZM125 170V171H124ZM151 170H153L154 172H152ZM162 170V171H161ZM217 170H218V172H217ZM44 171V172H43ZM79 171V172H80ZM128 171V172H127ZM157 171V172H156ZM180 171V172H179ZM185 171H187V174H185ZM204 171V172H203ZM219 171H221V172H219ZM33 172V173H32ZM40 172V174L38 175V173ZM102 172V171H101ZM122 172V173H121ZM156 172V173H155ZM177 172H179V173H177ZM183 172V173H182ZM208 172V173H207ZM214 172L216 173V174H214ZM34 174V175H32V174ZM44 173H46L45 175H44ZM124 173V174H123ZM144 173H146V174H144ZM203 173V174H202ZM218 173H220V174H218ZM30 174V175H29ZM149 174V175H148ZM208 174L212 177V179L210 180V179H206V177L207 178H211L210 176H208ZM35 175H37V176H35ZM47 175V176H46ZM67 175V174H66ZM93 175V176H92ZM127 176V177H124V176ZM144 175V176H143ZM183 175H185V176H183ZM206 175V176H205ZM26 176V180L29 178V177H32V178H29L27 181H25V180H23V179H25L24 177ZM28 176V177H27ZM34 176V177H33ZM43 177V178H41V179H43V180H41L40 178H37V177ZM53 176V177H52ZM113 176V177H112ZM145 177V178H143V177ZM151 176H152V178H151ZM176 176L178 177V178H176ZM180 176V177H179ZM217 176V177H216ZM51 177V178H50ZM67 177V178H68ZM135 179H134V178ZM137 177V178H136ZM153 177H155V178H153ZM163 177V179H162V182H160L161 181V178ZM167 177V178H166ZM174 177V178H173ZM190 177V178H189ZM216 177V178H215ZM219 177V178H218ZM227 177V178H226ZM33 178H36V179H33ZM45 178V179H44ZM67 178H66V180H67ZM110 178H112L111 179V181H110ZM128 178V179H127ZM139 178V179H138ZM149 178H150V180H149ZM187 178V179H186ZM230 178H231V180H230ZM35 182H37L36 184L34 183V181ZM37 179H38V181H37ZM39 179H40V181H42V182H40L39 183ZM49 179V180H48ZM94 180V181H92V180ZM109 181H108V180ZM128 180V183H127V180ZM135 181H139V183H135L134 184V180ZM137 179V180H136ZM142 179H143V181H142ZM154 179V180H153ZM164 179H165V182H164ZM167 179H169V180H167ZM170 179H171V181H170ZM177 179V180H176ZM182 179H183V181H182ZM186 179V180H185ZM193 179V180H192ZM217 179V180H216ZM218 179H220V180H218ZM235 179V180H234ZM78 180H79V177H78ZM123 180V181H122ZM147 180V181H146ZM167 180V181H166ZM188 180V182H185V181H187ZM198 180V181H197ZM203 180H204V182H203ZM210 181L209 183L207 182L206 183V181ZM23 181H25L24 182V184H23ZM29 181V182H28ZM32 181H33V183H32ZM48 181V182H47ZM52 181V182H51ZM92 181V182H91ZM108 181V185H104V184H107L106 182ZM155 181V182H154ZM158 183H157V182ZM170 181V182H169ZM202 183H201V182ZM214 181V182H213ZM31 182V183H30ZM46 182V183H45ZM50 182V183H49ZM125 182L127 183V184H125ZM133 182V183H132ZM140 182H141V184H140ZM143 182H144V185H143ZM148 183V184H145V183ZM154 182V183H153ZM164 182V183H163ZM173 182V183H172ZM175 182V183H174ZM220 182V184H216V183H219ZM229 185H227L226 183ZM234 182V183H233ZM239 182H244L243 183V185H246L245 187L246 188H244V186H242V184L241 183H239ZM29 183V184H28ZM43 183V184H42ZM109 183H111V185L109 184ZM124 183V184H123ZM194 183V184H193ZM195 183H196V185H195ZM212 183V184H211ZM215 185H214V184ZM23 184V185H22ZM27 186H26V185ZM32 184V185H31ZM36 186H35V185ZM42 184V186L40 187V189L41 190H39V186ZM52 184V185H51ZM155 184H156V187H155ZM158 184H160V185H158ZM166 186H165V185ZM172 184H173V186H172ZM201 184H203V186L205 187H203ZM212 186V188H211V186ZM225 184H226V186H225ZM236 184H238L241 188H239V186L238 185H236ZM21 185L24 187L25 186V188H20L21 187ZM30 185V186H29ZM39 185V186H38ZM43 185H45V186H43ZM51 185V186H50ZM53 185H55V187L53 186ZM60 186V188H58L59 186ZM103 185L105 186V187H103ZM110 185V186H109ZM134 185V186H133ZM141 185H142V187H141ZM178 185H179V187H178ZM182 185V186H181ZM187 185H188V187L189 188H187ZM217 185V186H216ZM219 185H221V186H219ZM225 186V187H223V186ZM234 185V186H233ZM11 186V187H12ZM30 188H29V187ZM35 186V187H34ZM38 186V187H37ZM48 186V187H47ZM148 186H151V188H149ZM160 186V187H159ZM214 186V187H213ZM233 186V187H232ZM249 186V187H248ZM33 187V188H32ZM51 187V188H50ZM53 187V188H52ZM108 187V188H107ZM130 188V190H129V188ZM146 187V188H145ZM163 189H162V188ZM172 187V188H171ZM184 187L186 188V190L188 191V192H186V190L184 189ZM202 187V188H201ZM236 187V188H235ZM237 187L240 189H237ZM243 187V188H242ZM248 187V188H247ZM28 188V189H27ZM37 188V189H36ZM50 188V189H49ZM54 188H55V190H54ZM73 188H75L74 189V191H75V195L77 196V197H73L74 199H70V200H67V196H66V198H58V196L59 195H61V194H63V193H66V192H70L71 190H73ZM144 188V189H143ZM148 188V189H147ZM153 188V189H152ZM185 190H183V189ZM193 188V189H192ZM218 188V189H217ZM264 188V187H263ZM5 189H8L7 187L5 188ZM25 189V190H24ZM44 189H48L47 191L46 190H44ZM101 189V190H100ZM135 189V190H134ZM137 189H139V190H137ZM159 189H160V191H159ZM180 189H181V191H180ZM195 189V190H194ZM197 189V190H196ZM202 189V190H201ZM211 189H213L212 191H211ZM220 189H221V191H220ZM233 189H235L234 191H233ZM244 190V193H245V195H246V193H248V191H250L248 194L249 195H244L243 194V192L241 193L240 191H242V190ZM10 190H5V192L7 193V192H10ZM22 190H24V191H22ZM27 190V191H26ZM28 190L30 191V192H28ZM34 190V191H33ZM36 190H38L37 192H36ZM52 190H54L53 192H52ZM68 190H70V191H68ZM95 190V191H94ZM100 190V191H99ZM104 190V191H103ZM112 190V191H111ZM131 190H132V192H131ZM141 190V192H139ZM148 190V191H147ZM158 190V191H157ZM193 191V193L191 192V191ZM201 190V191H200ZM209 190H210V192L211 193H209ZM223 190V191H222ZM227 190V191H226ZM228 190H232V191H228ZM238 190V191H237ZM247 190V191H246ZM22 191V192H21ZM60 191H62L61 192V194H60ZM64 191V192H63ZM66 191V192H65ZM74 191H73V193H74ZM110 191H111V194H110ZM125 191V192H124ZM150 191V192H149ZM165 191L167 192V194L165 195ZM198 191V192H197ZM204 191V192H203ZM208 191V192H207ZM246 191V192H245ZM25 192H26V194H25ZM36 192V193H35ZM43 192V193H42ZM46 192H47V194H46ZM100 192H101V194H100ZM113 192H114V194H113ZM120 192H121V194H120ZM128 192V193H127ZM162 192H164V193H162ZM219 192V193H218ZM231 192H236L237 194L235 195V196H242L241 198H240V196L238 197L237 196V200H238V202H241V204L243 203V205H244V201L246 202H248V205H249V207H250V209H248V211L250 210V211H252L251 210V204L250 203H254V202H252V201H256L257 200V198H259L258 200H257V202H255L254 203V208H257V209H259L260 208V210H257V211H260L259 213L260 214H258L257 215V211H256V213H250L251 215H249L248 213H246V212H244L245 210H247L244 206H246L247 205V202L245 203V205L243 206H241V207H239L240 205H238V204H240V203H238L237 202V200H233V198L234 197H232V195L234 196V193H232L231 194ZM257 192V191H256ZM259 192V191H258ZM262 192V191H261ZM21 193H23V194H21ZM32 193H34V194H32ZM41 193V194H40ZM45 193V194H44ZM104 193H105V195H104ZM136 193V194H135ZM140 193H141V195H140ZM162 193V194H161ZM205 193H207L208 195H206ZM214 193V194H213ZM251 193H253L252 194V198H250L251 196ZM7 194H9V195H11L10 193H7ZM51 194V195H50ZM100 194V195H99ZM103 194V195H102ZM107 194V195H106ZM119 194H120V196H119ZM127 194V195H126ZM149 194V195H148ZM154 194H155V196H154ZM189 194V195H188ZM192 194V195H191ZM210 194V195H209ZM223 194V195H222ZM259 194H261V197L259 196ZM44 195V196H43ZM79 195V196H78ZM115 195V196H114ZM150 195H151V197H150ZM163 195V196H162ZM187 195V196H186ZM202 195H203V198H201L202 197ZM227 195V196H226ZM244 195V196H243ZM256 195V196H255ZM43 196V197H42ZM82 196V197H81ZM100 196H102L101 198H100ZM124 196H126V197H124ZM133 196V197H132ZM143 196V197H142ZM146 196V197H145ZM162 196V197H161ZM168 196H170V198H167ZM172 196V197H171ZM192 196V197H191ZM205 196V197H204ZM209 196V197H208ZM211 196V197H210ZM221 196H222V198H221ZM27 197V199H29ZM37 197V198H36ZM52 197H56L55 199L54 198H51ZM64 197V196H63ZM84 197H85V199H84ZM96 197V198H95ZM98 197V198H97ZM108 197H110L111 199H109ZM119 197V198H118ZM129 197V198H128ZM248 197V198H247ZM256 197V198H255ZM24 198V199H25ZM83 198V200L85 201H83V200H80V199H82ZM107 200H106V199ZM115 200H114V199ZM123 198V199H122ZM126 198H127V200H126ZM131 198V199H130ZM135 198V199H134ZM151 198V200H149ZM223 198H225L226 200L229 198V200H227V206H226V203H222V202H226V200H224ZM240 198V199H239ZM243 198V199H242ZM246 198V199H245ZM8 199H10L9 197H8ZM44 199H45V201H44ZM160 199H162V200H160ZM171 199V200H170ZM173 199V200H172ZM174 199H176V200H174ZM191 199V200H190ZM199 199V200H198ZM208 199V200H207ZM232 199V201H230ZM242 199V200H241ZM249 199V200H248ZM261 199V200H260ZM263 199V200H262ZM32 200V199H31ZM52 200V201H53ZM93 200V201H92ZM105 200V201H104ZM128 200H130V201H128ZM133 200V201H132ZM160 200V201H159ZM166 201V203H165V201ZM167 200H169V201H167ZM178 200V201H177ZM190 200V201H189ZM195 200V201H194ZM207 200V201H206ZM222 200V201H221ZM55 201H57V200H55ZM79 201V202H78ZM81 201H83V202H81ZM89 201V202H88ZM118 202V203H116V202ZM132 201V202H131ZM135 201H136V203H135ZM164 201V202H163ZM186 201V202H185ZM189 201V202H188ZM194 203H193V202ZM202 201V202H201ZM229 201L231 202V203H229ZM234 201V202H233ZM261 201V202H260ZM95 202V203H94ZM110 202V203H109ZM115 202V203H114ZM122 202V203H121ZM129 202V203H128ZM162 202H163V204H162ZM178 202V203H177ZM180 202V203H179ZM183 202H184V205H186V208H184V209H182L183 207H185L184 205H183ZM215 202H217V203H219V204H217V203H215ZM221 202V203H220ZM43 203V205L41 206V204ZM77 203H80V204H77ZM124 203V204H123ZM141 203H143L142 205H140ZM148 203H150V204H148ZM200 205H199V204ZM202 203V204H201ZM82 204V205H81ZM99 204V205H98ZM101 204V205H100ZM131 204V205H130ZM154 204H155V206H154ZM171 206H169V205ZM178 204V205H177ZM197 204V205H196ZM216 204H217V206H216ZM221 204H222V206L223 207H221ZM236 204V209H238V207L240 208V209H243V208H245L243 211H242V213H240V209L237 211L236 209H235V207L233 206V205H235ZM257 205V207H256V205ZM33 205L34 206H36V207H33ZM76 205V206H75ZM88 205V206H87ZM104 205V206H103ZM109 205H111V206H109ZM121 205H123V206H121ZM125 205H127V206H125ZM133 205V206H132ZM137 205V206H136ZM152 205V206H151ZM162 205H164V206H162ZM180 205V206H179ZM194 205V206H193ZM224 205H225V207H224ZM228 205H230V206H228ZM231 205H232V208H231ZM74 206V207H73ZM81 206V207H80ZM87 206V207H86ZM128 206H130V207H128ZM142 206V207H141ZM147 206H148V208H147ZM168 206V208H166ZM178 206V207H177ZM189 206V207H188ZM191 206V207H190ZM196 206V207H195ZM238 206V207H237ZM33 207V208H32ZM72 207V208H71ZM84 207V208H83ZM89 207H91V209L89 210ZM120 207V208H119ZM128 207V208H127ZM135 207V208H134ZM144 207V208H143ZM166 208V209H163V208ZM173 207V208H172ZM202 207V208H201ZM226 207H227V210H226ZM234 207V208H233ZM253 207V206H252ZM69 208H70V210H69ZM75 208H76V211H75ZM83 208V209H82ZM115 208H117V209H115ZM162 209V212H161V209ZM175 208V209H174ZM188 208V209H187ZM231 208V209H230ZM100 209V210H99ZM146 211H145V210ZM149 209V210H148ZM157 209V210H156ZM159 209V210H158ZM177 209V210H176ZM187 209V210H186ZM233 209H235L236 210V212H235V210H233ZM28 210H30V211H28ZM31 210H33L32 212H31ZM68 210V211H67ZM78 210V211H77ZM89 210V211H88ZM93 210V211H92ZM97 210V211H96ZM108 210V211H107ZM110 210V211H109ZM114 210V211H113ZM168 210V211H167ZM178 210H180V211H182L181 213H180V211H178ZM184 210V211H183ZM226 210V211H225ZM230 210V211H229ZM39 212H40V210H38ZM65 211V212H64ZM157 211V212H156ZM232 211V212H231ZM58 212H60V214L58 213ZM77 212V213H76ZM93 212H94V214H93ZM100 212V213H99ZM105 212V213H104ZM185 212H187V213H185L186 215H184V213ZM230 212V213H229ZM240 214H239V213ZM26 213H28V214H26ZM31 213V214H30ZM36 213H38L37 211H36ZM68 213V214H67ZM87 213V214H86ZM89 213V214H88ZM95 213H96V215H95ZM108 213V214H107ZM116 213V214H115ZM141 213H144V214H141ZM156 213H158V214H156ZM159 213H161L160 215H159ZM244 213H246V214H248V215H246V214H244ZM9 213H6V214H3L2 215V218H0V219H2L1 221H0V223H2V224H0V227H3V228H7L8 226H9V222H10V220H8V219H11V221L13 220H16V219H18L19 218V215L17 216V215H13V214H9ZM90 214H92V215H90ZM100 214V215H99ZM103 214V215H102ZM113 214V215H112ZM147 214V215H146ZM180 214H182V215H180ZM190 214V215H189ZM193 216H192V215ZM253 214H256V215H253ZM12 215H13V217H12ZM28 215V216H27ZM53 215V214H52ZM59 215V216H58ZM66 215V216H65ZM80 216V218H79V216ZM82 215H85L86 216V218H85V216H82ZM142 217H141V216ZM5 216H7V217H5V220H4V217ZM10 216V217H9ZM74 216H76V217H74ZM114 216V217H113ZM120 216V217H119ZM148 216V217H147ZM157 216V217H156ZM185 216V217H184ZM190 216V217H189ZM235 218L234 220L231 218ZM25 217H27V218H25ZM34 217V216H33ZM51 217V216H50ZM81 217H83V218H81ZM87 217L89 218V219H87ZM94 217V218H93ZM131 217V218H130ZM163 217V218H162ZM182 219H187L186 220V223L185 222H183V221H185V220H182ZM7 218V219H6ZM13 218V219H12ZM16 218V219H15ZM69 218H71V219H69ZM143 220H142V219ZM146 218V219H145ZM153 220H152V219ZM161 218V219H160ZM219 218H220V220H219ZM237 218V219H236ZM238 218H240L239 220H238ZM243 218V219H242ZM261 218V219H260ZM27 219V220H26ZM30 219H32V220H30ZM66 219H67V222H65L66 221ZM80 219H82V220H80ZM87 219V220H86ZM97 219V220H96ZM129 219V220H128ZM147 219H149V221L147 220ZM177 219H179V221L177 220ZM226 219H229V220H226ZM231 219H232V222H234L235 220H237L236 222H234L233 224L231 223ZM248 219V220H247ZM257 219H259V221L257 220ZM7 220H8V222H7ZM56 220V221H55ZM90 220V221H89ZM95 222H94V221ZM104 220V221H103ZM145 220V222H141V221H144ZM188 220H190V221H188ZM216 220V221H215ZM240 220H241V225H240ZM246 221V223H245V221ZM27 221V222H26ZM55 221V222H54ZM62 221V222H61ZM69 221H71V222H69ZM79 221V222H78ZM89 221V222H88ZM92 221V222H91ZM154 221V222H153ZM228 221V222H227ZM249 221H250V223L251 224H253V225H250V224H248L249 223ZM251 221H253V223L251 222ZM258 221V222H257ZM4 222V223H3ZM6 222V223H5ZM33 222V223H32ZM65 222V223H64ZM72 222H73V225H72ZM78 222V224H76ZM81 222V223H80ZM98 222V223H97ZM112 222V223H111ZM132 224H131V223ZM137 222V223H136ZM140 222V223H139ZM153 224H152V223ZM169 222V223H168ZM230 222V223H229ZM242 222L245 224H242ZM254 222H256V224H254ZM10 223H12V222H10ZM45 223H48V226H47V224H46V226L44 225ZM54 223V224H53ZM60 223V224H59ZM69 223L71 224V225H69ZM100 223V224H99ZM110 223V224H109ZM113 223H115V224H113ZM117 223V224H116ZM146 223H147V225H146ZM166 223V224H165ZM188 223V224H187ZM229 223V224H228ZM8 224V225H7ZM50 224V225H49ZM58 224L60 225V226H58ZM61 224H62V226H61ZM66 224H68L67 226H66ZM81 224V225H80ZM132 225V226H130V225ZM154 224L156 225V226H154ZM164 224V225H163ZM239 226H238V225ZM247 224V225H246ZM258 224H259V226H258ZM83 225V226H82ZM90 225H92V226H90ZM115 225V226H114ZM118 225V226H117ZM125 225V226H124ZM140 225V226H139ZM159 225H160V227H159ZM225 225H226V227H225ZM232 225V226H231ZM244 225V226H243ZM31 226V225H30ZM52 226V227H51ZM65 226V227H64ZM80 226V227H79ZM85 226V227H84ZM95 226V227H94ZM98 228H97V227ZM100 226V227H99ZM120 226H121V229H120ZM147 226H149V227H147ZM163 226V227H162ZM165 226V227H164ZM169 226V227H168ZM172 226V227H171ZM229 226V227H228ZM241 226V228H239ZM250 226V227H249ZM40 227V228H39ZM48 227V228H47ZM50 227L52 228V229H50ZM71 227V228H70ZM84 227V228H83ZM86 227H88L87 229H86ZM89 227H90V230H88L89 229ZM92 227V228H91ZM94 227V228H93ZM111 227H112V229H111ZM132 227V228H131ZM167 227V228H166ZM233 227V228H232ZM235 227L238 229H235ZM247 227H248V229H247ZM253 227V228H252ZM260 227V228H259ZM53 228H54V230H56V231H58L57 233H56V231H54L53 230ZM73 228V229H72ZM83 230H82V229ZM102 228V229H101ZM109 228V229H108ZM118 228V229H117ZM123 228V229H122ZM131 228V229H130ZM142 228V229H141ZM157 229V231H156V229ZM164 230H163V229ZM166 228V229H165ZM171 230H169V229ZM251 228V229H250ZM258 230H257V229ZM48 229V230H47ZM57 229H59V230H57ZM96 229V230H95ZM115 229V230H114ZM116 229H117V231H116ZM128 229V230H127ZM134 229H136L137 231H138V229H139V233L136 231V230H134ZM155 229V230H154ZM223 229V230H222ZM233 229H235L234 231H233ZM249 229H250V231H251V234H249L250 232H248L249 231ZM254 229H256V230H254ZM261 229V230H260ZM44 230V231H43ZM45 230H47V231H45ZM51 230H52V232H51ZM64 230V231H63ZM68 232V234L66 233V231ZM85 230V231H84ZM103 230V231H102ZM109 230V231H108ZM134 230V231H133ZM145 230H146V232H145ZM161 230H163V231H161ZM262 230H263V232H262ZM60 231V232H59ZM62 231V232H61ZM73 231V232H72ZM76 231H77V233H76ZM88 231H91V233L89 232V234H88ZM105 231V232H104ZM107 231V232H106ZM113 231V232H112ZM122 231H123V233H122ZM128 231V233L129 234H127V233H124V232H127ZM130 231V232H129ZM158 231H161V232H158ZM169 231V232H168ZM230 231V232H229ZM237 231H239V232H237ZM242 231V233H240ZM247 231V232H246ZM254 231V234L252 233ZM259 231V232H258ZM43 232H45V233H43ZM83 232V233H82ZM85 232H87L86 234H84ZM133 232H136L137 234H138V236H137V234L136 233H133ZM143 232H144V234H145V236H147V237H143ZM150 232H152V233H150ZM154 232L156 233V234H154ZM166 232H168V233H166ZM222 232V233H221ZM228 232H229V234H228ZM42 233V234H41ZM52 233H55V234H52ZM73 233V234H72ZM82 233V234H81ZM107 233V234H106ZM115 233V234H114ZM120 233V234H119ZM122 233V234H121ZM130 233H132V234H130ZM149 235H148V234ZM165 234V236H164V234ZM227 233V234H226ZM232 235H231V234ZM234 233V234H233ZM244 233V234H243ZM261 233H263V235L261 236L260 234ZM57 234V235H56ZM94 234V235H93ZM113 234H114V237H113ZM120 236H119V235ZM139 234H140V236H139ZM147 234V235H146ZM151 234V235H150ZM224 234V235H223ZM236 234V235H235ZM239 234V235H238ZM241 234V235H240ZM43 235V236H42ZM50 235V237H48ZM56 235V236H55ZM84 235V236H83ZM89 235V236H88ZM98 235V236H97ZM106 235H107V238H106ZM123 235V236H122ZM128 235H130L129 237H128ZM133 235V236H132ZM136 235V236H135ZM142 235V236H141ZM160 235H162V236H164L163 238H162V236H160ZM257 235H260V236H257ZM46 236V237H45ZM67 236H69V237H67ZM72 238H71V237ZM77 236V237H76ZM100 236V237H99ZM118 236V237H117ZM167 236V237H166ZM226 236H228V239H226L227 237ZM232 236V237H231ZM45 238V240L43 239H41V238ZM55 237V238H54ZM59 237V239L57 240V238ZM84 237V238H83ZM90 237V238H89ZM93 237V238H92ZM99 237V238H98ZM117 237V238H116ZM122 238L121 239V241H120V238ZM131 237H133V238H131ZM142 237H143V239H142ZM155 237V238H154ZM157 237V238H156ZM158 237H161L160 239L158 238ZM166 237V238H165ZM173 237V238H172ZM184 237V238H183ZM225 237V238H224ZM229 237H230V239H229ZM235 237H236V239H235ZM256 237H258L257 238V240H256ZM52 238H53V241H52ZM63 238V239H62ZM65 238V239H64ZM69 238H71V239H69ZM79 238V239H78ZM86 238V239H85ZM97 238V239H96ZM110 238V239H109ZM135 238V239H134ZM137 238V239H136ZM138 238H139V240H138ZM145 238V239H144ZM152 238H153V240H152ZM169 238H170V241H168L169 240ZM181 238V239H180ZM232 238V239H231ZM262 238V239H261ZM51 239V240H50ZM61 239V240H60ZM67 239H69V240H67ZM74 239V240H73ZM75 239H77V240H75ZM92 239V240H91ZM94 239V240H93ZM101 239V240H100ZM123 239H124V241H123ZM132 239V240H131ZM254 239V240H253ZM49 240V241H48ZM70 240H72V241H70ZM85 240V241H84ZM93 241V242H91V241ZM96 240V241H95ZM103 240H105L104 242H103ZM113 240V241H112ZM118 240V241H117ZM129 240V241H128ZM167 240V241H166ZM184 240V241H183ZM232 240H235L234 242L232 241ZM251 240H253V241H251ZM42 241V242H41ZM46 241V242H45ZM108 241V242H107ZM142 241V242H141ZM183 241V242H182ZM185 241H186V244H185ZM232 241V242H231ZM255 241V242H254ZM48 242V243H47ZM54 244H53V243ZM66 242V243H65ZM75 242V243H74ZM77 242H79V243H77ZM100 244H99V243ZM106 242V243H105ZM110 242H112V243H110ZM118 242H119V244H118ZM130 244H129V243ZM131 242H134V243H131ZM135 242H136V244H135ZM138 242L140 243V244H138ZM144 242V243H143ZM146 242V243H145ZM236 242H237V244H236ZM32 243V244H31ZM35 245H34V244ZM70 243V244H69ZM72 243H74V244H72ZM90 243V244H89ZM102 243V244H101ZM105 243V244H104ZM184 243V244H183ZM188 243V244H187ZM249 243H250V245H249ZM254 243H255V247H253L254 246ZM257 243V244H256ZM260 243V244H259ZM28 244V245H27ZM30 244V245H29ZM52 244V245H51ZM92 244V245H91ZM98 244V245H97ZM114 244H115V246H114ZM128 244V245H127ZM134 244H135V246H134ZM143 244V245H142ZM146 244V245H145ZM152 244H153V246H152ZM155 244V245H154ZM170 244V245H169ZM263 244V245H262ZM34 245V246H33ZM69 245V246H68ZM72 245V246H71ZM77 245V246H76ZM79 245V246H78ZM95 246V248H94V246ZM108 245V246H107ZM111 245V246H110ZM124 245V246H123ZM132 245H133V247H132ZM137 245H140V247L138 246V248H137ZM168 245V246H167ZM172 245V246H171ZM237 245V246H236ZM257 245V246H256ZM37 246V247H36ZM62 246V247H61ZM114 246V247H113ZM127 246V247H126ZM31 247V248H30ZM40 247H41V249H42V251H41V249H40ZM66 247V248H65ZM67 247H68V249H67ZM70 247H72V248H70ZM79 247V248H78ZM85 247V248H84ZM107 247V248H106ZM110 247H111V249H110ZM117 247V248H116ZM121 247H122V249H121ZM126 248V250L128 251V252H126V250H124V248ZM146 247H147V249H146ZM149 247V248H148ZM154 247V248H153ZM252 249H251V248ZM29 248V249H28ZM47 250V251H45V249ZM98 248V249H97ZM101 248V249H100ZM103 248V249H102ZM140 248V249H139ZM251 250H250V249ZM257 249V251H255L256 249ZM263 248V249H262ZM23 249V250H22ZM69 249H70V251H69ZM82 249H84V250H82ZM107 249V250H106ZM113 249V250H112ZM117 249V250H116ZM129 249V250H128ZM131 249V250H130ZM139 249V255H138V252H137V250ZM249 249V250H248ZM88 250V251H87ZM95 250V251H94ZM98 250V251H97ZM102 250H103V252H102ZM119 250V251H118ZM134 251V255H133V251ZM141 250V251H140ZM146 250H148V252L146 251ZM253 250V251H252ZM28 253H27V252ZM38 251H40V252H38ZM50 251V252H49ZM69 251V252H68ZM72 251V252H71ZM76 251V252H75ZM105 251H107V252H105ZM109 251V252H108ZM114 251H116L115 253H114ZM117 251H118V253H117ZM124 252V254H123V252ZM136 251V252H135ZM144 253H143V252ZM26 252V253H25ZM32 252V253H31ZM37 254H39V255H37ZM49 252V253H48ZM60 252H61V254H60ZM65 252V253H64ZM67 252V253H66ZM75 252V253H74ZM97 252V253H96ZM98 252H99V254H98ZM126 252V253H125ZM16 253V252H15ZM24 254V257H23V254ZM31 253V254H30ZM35 253V254H34ZM46 253V254H45ZM51 253V254H50ZM57 255H56V254ZM70 253V254H69ZM89 253H90V255H89ZM92 253V254H91ZM112 253H113V255H112ZM131 253V254H130ZM29 254V255H28ZM34 254V255H33ZM60 254V255H59ZM73 254V255H72ZM100 254H105L106 255V257L104 256V255H100ZM25 255H26V257H25ZM49 255V256H48ZM62 255H64V256H62ZM85 255V256H84ZM87 255V256H86ZM98 255V256H97ZM119 255H120V257H119ZM137 255V256H136ZM36 256H38V257H36ZM47 256V257H46ZM53 256V257H52ZM67 256H69V258L67 257ZM71 256V257H70ZM82 256V257H81ZM100 256H101V259H100ZM108 256V257H107ZM112 256V257H111ZM20 257H23V258H20ZM46 257V258H45ZM50 257V258H49ZM52 257V258H51ZM56 257H58V258H56ZM61 257V258H60ZM90 257V258H89ZM97 257V258H96ZM99 257V258H98ZM117 257V258H116ZM8 258H9V256H8ZM25 258H26V261H25ZM28 258V259H27ZM37 258V259H36ZM39 258H44L43 260L42 259H39ZM74 258V262L73 261H70V260H72V259ZM105 258V259H104ZM113 258V259H112ZM19 259H21L22 260V263L21 262H19V261H21V260H19ZM31 261H30V260ZM47 259V260H46ZM61 259V260H60ZM85 259H87V260H85ZM109 259V260H108ZM17 260H19V261H17ZM35 262H34V261ZM57 262H56V261ZM69 260V261H68ZM81 260V261H80ZM83 260V261H82ZM93 260V261H92ZM95 260V261H94ZM101 260H104V261H102L101 262ZM37 261V262H36ZM65 261V262H64ZM78 261V262H77ZM97 261V262H96ZM18 262V263H17ZM23 262H25V263H23ZM42 262V263H41ZM45 262V263H44ZM47 262V263H46ZM53 262V263H52ZM55 262V263H54ZM83 262V263H82ZM113 263V264H114Z\"/></svg>", "mask_w": 264, "mask_h": 264}]
</instances>
